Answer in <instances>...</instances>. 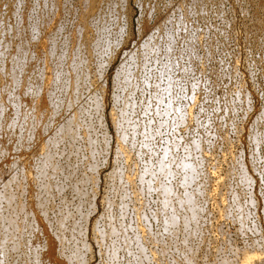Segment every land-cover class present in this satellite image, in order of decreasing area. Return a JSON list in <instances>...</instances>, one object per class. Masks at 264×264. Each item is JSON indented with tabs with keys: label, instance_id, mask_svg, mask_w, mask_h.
<instances>
[{
	"label": "rangeland",
	"instance_id": "rangeland-1",
	"mask_svg": "<svg viewBox=\"0 0 264 264\" xmlns=\"http://www.w3.org/2000/svg\"><path fill=\"white\" fill-rule=\"evenodd\" d=\"M5 1L0 0V6H2L1 7L2 9L0 8V14H2V15H4L6 13L5 10L9 6H10L9 8H13L14 6H17L16 5L17 1L20 2V0H8L9 1L8 6L5 7V3H6ZM21 1H24V3L22 2L24 4V6L22 5L23 8L22 7L19 8V12H21L20 10L22 9V12H21L22 14H19L18 18L20 19V16H21V22H23V23L20 22L21 23L20 26L14 25L16 21H14V23L13 22L12 23L14 25V28L15 27L17 28L19 26L18 27L19 31H22L21 29H23V28L27 29L28 32L25 31V34L27 33V35H29V33L32 32L30 34V36H32V37L34 36V39L37 37L36 42L38 45L35 44L34 39L32 41V37L30 38L28 36V38H29V39H27L28 42L30 40V42H32V43L34 42V43L32 45H31V43H29V49L30 50L28 49V51H27V53L29 55H27V53H25L27 56H24V58L26 57L24 60L27 63L25 64L23 60H22L23 62L20 63V66H23V65L28 66V67L23 66L24 68H27V70H25L21 67L22 70L25 71L28 75L26 73H23V71H20V72H22L20 74L21 75L20 82L24 78L27 80L28 79L27 77H30L32 82H33V80L35 81V78H36V81L41 84L40 87L42 88V86H43L42 84L44 82L42 79H41L42 82L39 79L44 78V72L45 71H47V72H45V74H47L48 77L50 76V74H53V78H54V75L58 76L60 74L59 73L60 70H62L60 77L66 76V75H64L65 73L63 72V70L67 69L66 67H67V64L69 63L67 59H69V57L71 55H74L77 51H79L76 49L77 46L75 47L76 44L73 43V41L75 40L74 39V34H75L74 30H76V26H74V24L76 22V25H79L80 19H83V15H85L84 16L85 22L88 23L89 21L87 20V17L89 15H91V12L88 13L89 10L82 6V3H81L82 0H80V3L78 2V0L77 1L76 0H60L61 5H63V9H62V6H60L59 0H41V3H40V0L39 1L38 0H21ZM42 1H44V4ZM63 1L65 3H63ZM53 2H55V3L59 2L57 5L58 6L57 10L56 11L54 10L56 13L53 11L54 15L56 14V17H58L57 19L55 18V16H54L55 19L53 18V14L49 15V14H47L48 12H46L47 9H49V7H51ZM12 4H13V6H12ZM26 4L28 5V7L26 6ZM105 4L106 5L108 4V5L106 6ZM42 5H43V7H42ZM29 6L33 11L32 12L29 11V13H28V10L30 9ZM59 8H61V9H59ZM82 8H83V10H81ZM96 9H97V12H96L97 14L95 15L94 11ZM102 9L104 10V12ZM94 11L92 12V13H94V14H92L93 16L91 15V17L90 16L88 17V19L91 21L88 23L89 26H90V23H92L93 26H92V24L90 27L87 26L88 29L91 28L92 30L89 29L90 31H88V29H87V32L85 31L86 32L85 35L87 36V35L91 34L90 37H94L93 40L97 39V40H99V42H101L100 45L103 44L101 47L105 48V46H108V44H109L111 49H112V51L110 49L108 50V51H110L109 54L107 52V47L104 50L102 49L103 52H107V53H104V55H103V52L100 51L102 58L100 57L101 58L100 59L98 57L100 60L97 58V60L100 61L99 64L101 63L100 65L107 64V65H102V68L100 69L101 75L97 72L100 75L101 80H100V77L97 76L98 74H95L96 72L95 73L93 72L92 75L90 74L88 81H84L86 83L85 84L86 86H84L83 85L84 83H83L82 84L83 87L82 86L80 87L81 91H80V89H78V92L79 91L80 92L77 94H80L79 95L80 97L79 96L77 97L78 100L76 99V101H75L76 103L74 104V106H73L72 102H70V104L68 103L70 99L66 100L67 96L69 97L67 92H64L62 89L60 91L57 87H56V89H57L56 92H54V91L52 92L51 90L52 89L55 90L54 89L55 87L52 88L53 86L51 84L50 85L52 87H50V85H48L46 87L48 90L50 88H52L51 90H49V93H52V95H51L52 98L49 99V97H47L45 102L47 103V101L49 99V101H51L49 103L52 105V101H53V104L55 105V106L52 105L53 107L49 106L50 107L49 108L48 107L49 103L47 105L45 103V105H44L45 107H43V110H46V109L48 110L47 122L50 121L54 117L55 121L53 120V122H51V123L52 124L55 123L54 124L55 128H56V126L59 128L58 124L61 125V127H62L63 124L66 123V122H62L63 119L66 120L65 118H67L70 115V113L71 114L73 113V114H72V117L70 115V117L67 118L68 120H69V118H73L74 120L77 119L80 122H82L81 120L84 121L82 124L83 126L82 125L80 126L81 123L79 124L77 120H76L77 122L75 121L76 124L78 123L77 126H79L78 127L79 129L77 128L78 137L81 136V138H79L80 139L79 141H77L78 139H75V142L74 141L71 142V146H70L69 139L63 138V136L61 135L62 133L60 134V133H57L56 131L55 132L53 131L54 126L52 124L50 125L49 124L50 122L49 123L45 122V124L46 123L47 124H46V126L45 125L43 126V128L44 127L46 128L45 130L47 132H45L43 128L41 129L42 131L40 133V139L43 137L42 139L45 140V137L47 136L46 141H49V143H50L51 139H55V138H56L55 141H57V140L59 142L61 141L60 142L61 144L59 143L60 145L57 142L55 143V145L57 144L59 147H57V145H56L57 148L55 147L56 149L54 151V153L55 152L56 153L55 154L52 153V156H53L52 157V163L53 164L55 163V165L57 166L58 169L55 168L56 169L55 170L54 165H53L52 167H50V166L49 167H50V169L52 168V170H54V172L50 171L49 167H48V172H46V179H48V176H50V178L53 177L52 180L49 178L48 181H50V180H51L50 182L58 181L60 187L63 188L61 193L58 194V192H56L54 195H52V197H49L48 201L46 203L47 207L45 208V210L47 209V211L45 212L46 213L45 219L47 217H49V219L47 218V222L49 223L52 221L51 223H49V224H51V230H50V227L48 229L50 231V233L51 234L54 232L58 233V231H57L58 225H60V224H57V223H62L64 225V228L66 229L65 230L63 228V231L65 230L63 232V236L65 237V239H69L70 234L67 230L72 229V225L74 227L76 226V228L78 227L79 230H80V228H82L81 231L83 234L81 236H83L86 233L83 237H84L85 242L87 243L86 244L87 248L85 246L82 248V246L85 244V242L82 244V246L79 244L80 240H82L83 237H81V236L79 237L78 235L75 236V240L78 241L77 243L74 240V236L72 237L71 235H70L71 239H69V241L66 240L72 246L69 243H67L66 241H64L65 240L64 238H63V243L66 242V244L63 245L62 242L59 244H62V247H64V248L67 244L71 246V247L68 246L67 249L63 248L64 249L63 252L65 251V252L69 253V251L72 250L73 246H74L73 247L74 251L77 249L76 251L80 252L79 250H81L80 254H82V257L85 259L84 260L85 263H83V264H109L110 262H112V264H114V263H116V264H119V263L120 264L121 263L127 264V262H129L128 264H131V263L134 264L136 262L139 264H146L145 261H147V257H146V255H143L144 253L147 254V256H149V257L153 256V258L156 260V262H155V260L153 262V259L152 258L149 259V257H148L149 260L147 261V264H152V262H153V264H161L160 263L161 261H163L165 264H166V262H168L167 264H170V262L172 264H175V262H174L175 260H176V262H178L176 264H185L187 261L186 262H184V261L188 260L189 258L190 259L188 261L191 264H224L226 259H228V260H226V262H228V263L232 262L230 264H234L235 258H236V260H238V261H236V263L237 262L238 263L243 262V261H241L242 260L241 259L242 254H239V252H237V251H240V253H242L244 251H245V253L246 252L251 253V252H253L254 249H257V251L254 250L257 253H259V251H260V253L258 255L260 257L264 252V251H262V250H264V0H108V1L98 0V3H96V5H95ZM26 12H27V15L25 14ZM43 13L46 16V18L50 17V19L47 18L48 21L47 20L45 21L46 18H45V16L43 17ZM58 13H59V16H58ZM98 13H100L101 16ZM101 13H103V14H101ZM29 14H30L31 18L29 16ZM5 15H7V13ZM26 16L29 17L28 20H26L27 19ZM24 17H26V19ZM41 17H43L42 18L43 20L41 19ZM77 17H79V19ZM101 17H102V19H100ZM9 18L10 17L8 16V19ZM52 18H53V20H52ZM14 19L12 17L11 21H13ZM40 19L42 21H40ZM94 19L97 21H95ZM104 19H106L107 21ZM25 20L27 21V23H25ZM93 21H95V23L97 25ZM45 22H47V23L50 22V23H48L49 27H48L47 23L45 24L47 26L46 27L44 26ZM55 22L56 23L58 22L57 23L58 26H56V27H55V25H56ZM77 22H79V24ZM39 23H42L43 25L39 24ZM35 24H37V27ZM61 24H62L63 28H62ZM25 26L27 28H25ZM40 26H42V28ZM28 27L30 29L32 27V30H34V31L30 30ZM44 27L48 30H45ZM57 27L59 28V30ZM73 27H74V29H73ZM100 27H101V29H100ZM1 29H0V33L2 32ZM18 29H16V30H18ZM55 29H57V32H58V33L55 32V35H57L56 37L53 33V31ZM60 29H63L62 31H64V33L61 31L60 35H59ZM68 30L69 31L71 30V32L67 33V32H69ZM96 30H98V33L100 32V34H101V35L99 34L100 36L98 35L100 37L99 39L97 37L95 38V36H97ZM38 31H39V33H37L38 36L35 37V32H38ZM44 31H47V32L42 34V32H44ZM16 32L17 31H15V29H14V31H12L11 34H13V36H14L15 35L14 33H16ZM89 32H90V34H89ZM93 32H94V34H93ZM40 34H42L43 36ZM66 34L67 35L71 34V35H69V38H68V36H66ZM53 35H54V39H55L54 41L57 42L58 47L56 45V42L54 43L53 40H52L53 42L52 41L51 42H52V44L56 45V47H57L56 51H58V54L56 51H54L56 54L54 53L52 55L54 56L55 59L59 55L60 56L63 55V57L67 58V59L64 58L65 61L62 58L60 60H58L60 57L56 59L57 62L59 61L58 62L59 65L62 64L61 66H59V68H56V66H58V64L56 65V61L53 58V56H51L53 60L48 59V57L46 59V56H45L46 54H48L47 53L48 51H46V50H49L52 48L50 40H48V37L50 39V36L53 37ZM102 35H104V38L101 37ZM16 36H14V37H16ZM46 36H47V38H46ZM39 37L40 38L43 37L46 40H44L42 38L41 39L42 41H41L39 39ZM63 37L67 38V40L64 39V41L65 40L67 41V42L65 41L66 44H64L65 42L62 41ZM105 38L109 41V43ZM13 39L15 41L13 44L14 48H13V46L11 48H9V50L11 49L12 51L11 50L8 51V53H7L8 55L6 57L7 59L5 58L7 61H5V59H4L5 64H3L4 67L6 66L5 68H7V70H8V66H9V61L13 59V58L10 59L8 57H11L13 55L12 53H14L13 52L14 50L16 51L15 44H19V39H16V38H13ZM37 39H39V40H37ZM68 39H70L69 43H68ZM100 39H101V41H100ZM17 40H18V42H17ZM60 41H62L63 43H61ZM146 41H148V42H146ZM58 42L61 43L62 45L59 44ZM91 42H92V40H91ZM151 42L154 43L153 47L151 46L152 45ZM155 42L157 44H155ZM40 43H41V45H40ZM47 43L49 46H47ZM110 43H112V44H110ZM113 43H115V44H113ZM63 44L65 46L67 45V47H68L67 50ZM68 44L71 46L73 45L72 47H74V48L70 47ZM39 45H40V47H39ZM112 45H113V48H112ZM50 46H51V48H47ZM147 46H148V48H147ZM168 46L170 47V49H168L169 48ZM63 47L65 49H63ZM142 47H144V48H142ZM155 47H157V48H155ZM171 47H172V51H171ZM61 48L63 50H65L64 52H66V53L62 54ZM69 49H70V51L73 50V54H71ZM74 49H75V51H74ZM90 49H88V47H87V51L84 50L83 53H84L85 57L87 56L88 64H86V62H85V64L88 67L90 66L89 67L90 69H93L92 68V67H94V65H93L94 60L93 59H95L97 56L95 55L96 52H94L95 53L94 54L93 51H92V53L95 56L93 54H90L89 53L91 51ZM147 50H149V51H147ZM150 50H152V51H150ZM167 50H169L170 51L169 54H171V55H168V53H167L168 58H166V51ZM31 51L33 52L34 56L30 55V54H32V53H29ZM67 51H68V53H67ZM40 52L43 54L45 52L46 53L44 54V56H42L43 54L40 55ZM131 52H132V54H131ZM86 53H87V55H86ZM100 53H97V55L100 56ZM141 53H143V54H141ZM155 53H157V54H155ZM10 54H11V56H10ZM88 54H90V55H88ZM36 55H38V56H36ZM65 55L68 57H66ZM143 55H145V56H143ZM30 56H31V58H30ZM89 56H91V58ZM43 57H44V60H43ZM51 57H49V58H51ZM29 58H30V60H29ZM33 58H35V59H33ZM36 58H37V60H36ZM40 58H41V61H38V60H40ZM8 59H9V61H8ZM45 59L48 61L50 60L49 61L50 63L48 61L45 62ZM34 60H35V62L36 61H38L39 63L42 62V64H39V63L36 64L34 62ZM53 61H55V63ZM171 61L173 62V64L172 63L170 64ZM61 62H64V63H61ZM65 62L66 63L68 62V63L66 64ZM96 62L97 61L95 60L94 63H96ZM134 63L137 64V66L134 65ZM34 64H36V67ZM51 64L52 65L54 64L55 66H52ZM64 64L66 65V67L64 66ZM85 64H81L80 68L83 67L86 70L88 67L85 66ZM167 64H169L171 66L170 69L168 68L170 66ZM37 65H39V67ZM29 66L31 68L33 67L34 71L31 70V68L29 69ZM50 66H51V69L48 70V68H50ZM160 66H161V68H160ZM164 66H168V67H164ZM41 67H43L42 70H44L43 76H42V74L39 73ZM52 67L55 69L56 72L53 71L54 69ZM60 67H63V68H60ZM123 67H124V69H123ZM135 67H137V68L135 69ZM163 68H165V69H163ZM28 69H29V71H28ZM58 69H60V70H58ZM103 69H104V71H103ZM162 69H163V71L165 70L164 73L162 72ZM36 70H37V73L40 74L39 78L36 77V76H38V74L35 75ZM136 70H138V71H136ZM158 70H159V72H158ZM123 71H124V73L128 72L127 74L132 72V74L131 73L129 74L130 75L129 78H131L130 80H133L134 84L132 83V81L130 82L132 87H131V85H129L130 86L129 90H128L127 84L125 83L123 85V83L121 81L122 77H120V72H122L121 75L123 76V74H124ZM49 72H51V73H49ZM30 73H32V76ZM135 73H137V74H135ZM159 73L161 75H159ZM29 74H30V76H29ZM94 74H95V76H94ZM158 75L160 76V78ZM40 76H42V77H40ZM31 77H33L34 79H32ZM113 77H115V78L120 77L121 78V79L119 78L120 80L118 78H116L119 81L117 84H119L121 82L119 84V86L118 85H116V87L114 86L116 84L117 80ZM49 78H52V75ZM64 78L65 77H63V78L61 77V80L64 81ZM90 78H92V79L90 80ZM165 79L167 80V82H169V79H170L171 82H169L167 84ZM95 80H96V82H94ZM24 81L25 80H23V83H25ZM28 81H30V80L28 79ZM148 82H149V84H148ZM87 83L90 85V87ZM152 84H154V85H152ZM157 84H158V86H157ZM166 84L169 87L167 86L165 88ZM94 85H96V86H94ZM101 85H103L104 88L101 87ZM133 86H134V88H133ZM87 87H89V88L87 89ZM92 87L95 89H93ZM156 87H157V89H156ZM59 88H61V87H59ZM121 88H122V90H121ZM123 88H125V89L123 90ZM159 88H160V90H159ZM167 88H169L168 89L169 93L163 92L164 91L163 89L167 90ZM156 90H158L159 93L161 91V94H158V92ZM40 91H39V95H37L38 98H45V97H42L43 93H42V91L41 92ZM57 91H58V93H57ZM155 91H156V94H155ZM3 92H5V91H3ZM81 92H82V96H84L85 98L84 97L81 98ZM94 92L96 95L93 94ZM99 92H101V93H99ZM127 92H131V93L127 94ZM53 93H54V95H53ZM60 93H61V95H59ZM91 93L94 96H91L92 95ZM151 93H152V95H151ZM153 93H154V96H153ZM55 94L57 95V97L59 96L58 100L60 99L61 103L59 101L57 102L56 99H55L56 101L53 99V98H56ZM126 94H127V96H126ZM2 95H4V94L2 93ZM102 95H103V97H102ZM95 96L97 98L101 97L100 99L98 98V101L100 100V103L97 102L98 105L101 104V106H97L98 110L95 113L96 116L93 115L95 111H93V109H92L89 112L91 114V117H90L89 113L85 112V113L89 114V116H88L87 114L81 112L78 109V107H80L83 104V102L88 103V104H85V108H86V105L90 106L91 101L94 103L95 99H93L92 97H95ZM115 96H116V98H115ZM130 96H131L132 100L130 99ZM158 96L160 97L161 102H159L160 99ZM14 97L15 96H13V95H12V97H10V100H12V98H13V100H12L13 102L16 101ZM155 97H157L156 98L157 101L159 99L158 102H156L154 100ZM79 98L82 99L81 100L82 103H81ZM152 98H154V99H152ZM89 99H90V101H89ZM35 100H37V99H35ZM65 100L68 102H66ZM79 101L81 104L79 103ZM127 102H129V106L127 105L128 106L127 107L125 105L127 107L126 110H127L128 114L130 113L129 115L131 117V119H130V117L128 115V121H129L128 126L129 127L131 126L130 128L133 129L131 131V129L130 128L128 129V127H127L125 130V134H127V135L124 134L125 136H127L125 138V140L127 139L126 142H128L129 145L125 141L124 142L122 141L120 143V141H118L116 139V138H118V136L115 135L116 132H115V130H113L114 129L113 125H112L113 123L111 122L110 116H109L113 110L115 111L113 113H116V114H118L119 111L121 112L125 108V106L122 104L123 103L128 104ZM131 102H132V104H131ZM151 102H152V104H151ZM168 102H171L170 105H173V107L171 106L172 108L175 107L173 109V111L176 110V108H177V110L175 111L176 114H175V112L173 114V111H171L172 108L169 109L167 107V106H170V105H168ZM59 103H60V105L62 104L61 107L63 109H64L66 103H68L71 107L68 106V108H67L68 110L65 109L63 111V109L59 107L60 106ZM89 103H90V105H89ZM76 104L77 105L80 104V106L77 107ZM120 104L122 105V107L123 106L124 107L122 108ZM56 105L58 106L57 108L59 109L58 110L56 108L57 109L56 110L57 116H53L52 118H49V112L51 115V113H52L51 111L54 109V107H56ZM143 105H145V106H143ZM66 106H67V104H66ZM82 106H84V104ZM146 106L148 107L149 110L147 109ZM99 107H101L102 111L99 109ZM102 107H103V109H102ZM115 107H117V108H115ZM152 107H154V110H156V111H153ZM166 107L168 108L169 112L166 109ZM49 109H51V110L49 111ZM60 109H62V110H60ZM70 109H72L71 112H70ZM131 109L133 111H131ZM164 109L167 110L165 113L166 114L169 113V115L164 116V114H163ZM75 110H76V112L78 111L77 115H75L76 114ZM185 110H186V114L191 113V114H187L190 117L187 116L185 113L183 114V112H185ZM179 111H180V113H179ZM187 111H189V112H187ZM11 112L12 111H10V109L5 110V113L3 115V121H4L3 125L5 123V126H4V129H1L2 132H4V131L5 132L3 134H2V132H0L1 136L3 135L5 138L4 139L2 136L0 139L1 140L0 149L2 152L4 150L3 154H1L2 152L0 151V160H1L0 163L4 162V166L2 164H0V177L2 176V178L0 179V184H1V181H3V182L5 181L4 183L2 182V184H4V185L9 183L8 184L9 187L6 188L8 185H5L4 188L5 189L11 188V190L9 189V191H11V192L15 191L16 189L14 190V187H16L17 184H19V185H17L18 191H16V193H17L16 197H17L18 202L22 203L23 200L27 201L26 198H28V200H29V197L25 196V199L21 198L20 194L23 193L22 197H24L23 195H25V194L23 191H21V190H23V188L21 190H20V188H21V185H22V187H24L25 184L22 183V181H21V177H20L21 175L17 174V173H19L21 171V169H22L21 166L24 163L27 164V166L29 165V163H30L29 159L31 158V155L34 154L33 152L35 151L36 147L34 144V140L32 141L29 138H27V139H29V141H31L29 144H31V143L32 144L30 146H27V145H29V144H27L26 146L28 148L25 145H23V147L21 146L23 141H25V140H24V138H22L23 136L21 137L19 134L25 135V129L23 130L24 127L22 124H21L22 125V127H21V125L19 123L20 119L16 118V120L18 119L19 122L18 121L15 122L14 117L13 118L9 117ZM64 112L66 113V115ZM79 112L81 114H79ZM154 112H155V114H154ZM58 113H60V114H58ZM159 113L162 115H159ZM7 114H8V116H7ZM100 114H101V117H103V118H102V120H101V118L99 119L101 122L99 121V123H97L98 124V126H97L96 120L98 118V115H100ZM81 115H83V116H81ZM12 116H13V113H12ZM78 116L80 117L79 118L80 120L78 119ZM7 117L9 119H7ZM82 117H85V118L81 119ZM87 117H90L88 119H91L88 122H87V120H88ZM176 117H178V118L176 119ZM179 117L184 118L183 119L184 121L181 119L184 123L179 121L180 120ZM4 118H5V120H4ZM10 119H12L13 121ZM7 121H8V123H6ZM9 121H10V123H9ZM27 121L28 120H26L25 122H27ZM90 121L92 122L93 125L96 124V126H92L90 124L91 123ZM146 122H147V125H146ZM15 123L17 125H20V126H18L19 128L21 127L19 130L20 131L22 130L24 132L21 131L22 133H20V131H19V133H17L18 127H17V125H15ZM60 123H62V124H60ZM88 123L90 126H92V128L94 127L93 132L95 135L93 134L92 130H88V129H90L88 127ZM7 124L8 125L14 124L15 127H17V128H15V127L12 128L11 126H9L8 130H6V127L8 126ZM48 124H49V126H48ZM101 124L104 126H101ZM160 124H161V126H160ZM84 125L87 126V127L85 126V129L83 128ZM100 126H101V128H99ZM81 127L84 130H82ZM104 127H105L106 132L104 131ZM10 128L14 129V131L13 130L11 131ZM79 130H80V132H79ZM50 131L57 133L58 135L55 134V136H54L55 138L54 137L52 138L51 135H53V134L50 133ZM84 131L86 132V135H88V136L85 137ZM88 132H89V134H88ZM135 132H137V133H135ZM81 133H82V135H81ZM45 134H47V135H45ZM83 134H84V136H83ZM131 134L135 135L134 137L131 138L132 140L134 139L132 141L134 143V145L130 139V137L132 136ZM41 135H42V137H41ZM56 135L60 138L56 137ZM150 135H151V139H150ZM19 136L23 139V141H22V139L20 141V139L18 138ZM48 136L49 137L51 136V137L49 138ZM104 136H105V138H104ZM102 138L105 141H106V139H108L107 140L108 142L106 141L104 143V144L107 143V147L105 145L106 149L102 148V146H104L103 145L104 141L101 142ZM16 139H17V141H16ZM81 139H83V140H81ZM9 140L11 141V144L9 143L10 142ZM44 140H43L44 150L45 149L48 150L49 143H47V145H46ZM62 140L65 142L63 143ZM66 140L69 144L66 142ZM89 140H92L95 143L98 142V145H97V143H96V145H94L95 143L93 144L96 147L91 146V150L93 147H94V149L95 148L97 149L96 150L97 152L95 151L93 154L94 156H90L91 150H90V153L88 154V152H89L88 150L90 149V147H88L87 143H89L88 142ZM146 140L148 141V143ZM17 142L19 143V148L21 146V148L19 150H17L18 149ZM117 142H119L122 145L124 143V145L121 146V148L122 149L124 148L123 149L124 150L123 152L125 153L124 156L127 154L125 157L123 156V154H121L119 156L117 150L115 149L116 148L115 146H117ZM130 142L132 143V145L130 144ZM72 143H73V146H72ZM144 143H147V144L144 145ZM3 144H6V145H3ZM12 144H13V146L15 145L14 147H16V148H12L13 147ZM66 145H68V147H72V148L70 149ZM83 145H84V147H83ZM24 146L26 147V150L28 149L27 151L32 150L33 152L28 153L25 150ZM45 146H47V148ZM132 146H135V147L133 148ZM60 147H63V148H60ZM128 147L129 148L132 147V150H131V148L129 149ZM187 147H189V148H187ZM78 148H80V150L77 151ZM100 148H102V149H100ZM153 148H154V150H153ZM10 149H11V153H10ZM14 149H16V150H14ZM74 149H76V150H74ZM125 149H126V151H125ZM167 149H168V151H166ZM6 150H8V153ZM13 150H14V152L12 153ZM56 150L58 151V154H57ZM68 150H70V151H68ZM115 150H116L117 155L119 157L115 155L116 154V152H114ZM130 150H131V153H129ZM199 150H200V152H199ZM16 151L19 153H17ZM23 151H25V152H23ZM60 151L62 153H60ZM92 151H94V150H92ZM138 151H140V152L138 153ZM102 152H104V153H102ZM92 153H91V155H92ZM12 154H13V157H12ZM14 154H20V155L16 156ZM29 154H30V156H29ZM56 154H57V156H56ZM164 154L166 157H163ZM167 154H170V155H167ZM5 155H6V157L8 155V157L7 158L4 157ZM65 155H66V157H64ZM128 155L131 158H129V157L127 158ZM75 156H77V157H75ZM230 156H231V158H230ZM10 157H11V159H13V158L14 159L10 160ZM16 158H18V159H16ZM26 158L28 161L26 160ZM54 158H55V160L57 159L56 160L57 163L54 160ZM115 158H117V159H115ZM119 158H120V160H119ZM124 158L125 159L127 158V160H126L127 162L125 160H123ZM20 159H22V161ZM15 160H17V162H18L17 168L15 167V164H17V162ZM113 160H115V161H113ZM161 160H162L163 164L165 165V167H166V165L168 166L167 169L168 170L170 169L169 172L173 171V172H171L173 174H170V175L168 174L167 176H165V174L163 175V173L160 171L161 170L160 166H158V169H157V165H159ZM157 161L158 162L160 161V162L157 163ZM11 162H12V164H10ZM27 162H29V163H27ZM162 162L160 163V165L162 164ZM187 163H188V165H187ZM199 163H201V165H199ZM231 163L234 164L233 167H232ZM89 164L90 165L92 164L91 165L92 167ZM175 164L177 165V167ZM196 164L198 165V167H196L197 166ZM230 164H231V167H230ZM236 164H237V166H236ZM238 164H240V165H238ZM73 165H75V166H73ZM134 165H135V167H134ZM178 165H180V166H178ZM189 165H190L191 169L194 170L195 174L197 172L196 180L195 181L193 180L194 182L188 181V183L183 184L182 178H184L183 176H184L185 170L189 167ZM193 165H195V168H192V167H194ZM12 166H13V172L15 170L13 175L11 174L12 170L10 171ZM63 166H64V168H63ZM93 166H95V167L93 168ZM185 166H187V168H185ZM7 167H9L10 169ZM14 167L16 169H14ZM66 167H68V168H66ZM124 167L126 168V170H129L130 172L131 171L132 172L130 173L129 171H126ZM147 167H149L148 170H147ZM183 167H184V169H183ZM239 167H241V168H239ZM89 168L91 169V171ZM229 168H230V172L228 170ZM72 169L75 171H73ZM88 169H89V171H88ZM92 169L93 170L95 169L94 172L96 171L97 173L95 172V174H93L94 172H92L93 171ZM199 169H200V171H199ZM232 169H233V171H231ZM57 170H58V172H57ZM71 170H72V175H70ZM118 170H120L119 173H117L116 177H114L115 173L118 172ZM175 170H176V172H174ZM178 170L181 172H179ZM155 171H157V172L155 173ZM1 172H2V174H1ZM120 172H123L124 175H123V173H120ZM149 172L153 176H151V175L149 176ZM182 172H183V175L181 174ZM245 172L249 177L245 174ZM49 173H51V175ZM52 173L53 174L57 173V177H56V175L54 177V175H52ZM133 173H134V175H131L130 178L127 179V176L129 177V174H133ZM135 173H137V175ZM159 173H161L162 175ZM243 173H244V177H243ZM14 174L16 175V179H17L18 183H16L17 182V181H15L16 179L12 180V181H15L16 184L10 182L12 177H14ZM89 174H91V175H89ZM110 174H112L113 176H111ZM241 174H242V177H240ZM8 176L9 177L12 176V177L8 178ZM31 176L33 179L35 178V177H33V174H31ZM69 176H70V178H69ZM82 176H85L86 180L90 176L92 182L89 179L88 181H90V183L85 182L81 185L79 182H80L81 178H84ZM94 176H96V177H94ZM109 176H111V177H109ZM121 176L122 177L125 176L126 178H124V177H123V179L121 178L122 182L119 183L120 182L119 180H121V179H118V177L120 178ZM137 176H141L139 178L140 180L137 178ZM156 176L158 177V179L160 178L159 179L160 183L163 184V182H165L164 187L166 189L167 188H168V190L171 189L170 190L171 194L169 191V197H170V199H172L170 203H169L170 199L168 198V196H165V194L163 192H160V193L159 192H153V191H157L156 189H159L161 191V188L158 187L159 181H158ZM160 176L162 178L164 177L163 180L161 179ZM218 176H219V178H218ZM106 177H107V179H106ZM152 177H154V178H152ZM167 177H168V179H167ZM197 177H199V178H197ZM55 178H57V179H55ZM92 178H95L94 181H96V179H97L98 180L97 183L93 182ZM131 178L133 180H130ZM141 178H144V180H142ZM148 178H149V180H148ZM155 178L157 179V181H155ZM227 178H229V179H227ZM117 179H118V181H117ZM165 179L168 181H165ZM241 179L243 182L240 181ZM244 179H247L246 182L244 181ZM34 180L37 182L36 179H34ZM72 181L75 183H73ZM127 181H131V184L133 183L134 186L133 185L130 186L129 185L130 182L128 183ZM144 181L147 182L146 184H148V185L144 184L145 183ZM148 181H149V183H148ZM151 181H152V183H151ZM123 182H125L126 185L127 184L128 185L127 186L124 185ZM38 183L40 184L41 182H38ZM42 183L40 185H42ZM92 183L93 184L95 183L94 184L95 186L89 185ZM139 183H142L143 187L140 186L141 184L139 185ZM154 183H156V184H154ZM74 184L77 185L76 191H78V189L81 188L80 189L81 192L80 191H78V192H80V193L83 192L82 195L85 193L84 194L85 196L81 195V197H80V195H78V193L75 190L73 192V188H71V187H73ZM152 184L156 185V186L158 185L156 187V189H154L155 187ZM189 184H190V186H189ZM217 184H219V185H217ZM4 185H2V186H4ZM136 186H140V187H136ZM149 186H150V189L145 190L146 187L148 188ZM216 186H217V188H216ZM133 187H134L135 191L133 190ZM141 187L143 190L141 189ZM152 187H153V189H152ZM0 188H1V185H0ZM93 188H95V189H93ZM42 189L43 188H40L39 191L37 192L40 194V196H43L41 193L44 192L43 191L44 189L43 190ZM215 189H216V192H215ZM137 190L138 191L141 190L139 194H138ZM191 190H193V191H191ZM188 191L190 193V194H188L189 195V202L186 201V199L181 202V200H183L186 197L188 200V196L185 195ZM1 192H4L3 188H1L0 193ZM90 192H92V193H90ZM132 192L134 193V196H136V198L131 194ZM135 192H137L138 198H137V195ZM192 192H193V194H192ZM76 193H77V196L75 195ZM230 193H231V195H230ZM234 193H235V195H234ZM222 194L224 197L222 196ZM56 195H59V196H56ZM158 195H160V196H158ZM178 195H179V197H178ZM190 195L192 197V200L190 199ZM86 196H87V199H86ZM139 196H140V198H139ZM161 196H162V198L164 196L163 200L162 199L160 200ZM182 196H184V198ZM166 197L169 200V201L167 200L168 203L164 202V201H166V200H164ZM219 197L221 198V200H219ZM51 198L53 200V204L52 203L50 204ZM64 198H65V200H64ZM213 198L215 199V202H214ZM31 199L33 200V198H31ZM223 199L225 200L226 204H225ZM92 200H93V202H92ZM175 200L176 201L180 200L179 202L182 205L179 204V202L177 203ZM237 200H238V203H237ZM107 201L109 202L108 204H107ZM185 201H186V203L188 202V204L190 203V201H192V203L194 204V208L196 209L195 206H197L198 208L200 207V211L198 209L197 210L194 209V211H193L191 203L189 205L185 204L186 205V207H185V205H184ZM220 201H221V204L224 206H222L219 203ZM232 201H233V203H232ZM91 202L93 203V205ZM161 202L165 203V204L163 203L165 205V207L168 204L166 207V210H165V212L167 213L166 214L167 218H170L172 216L171 212L172 213L175 212V215L178 214L176 216V218H178V220L177 219L176 220L179 222H176L177 224L175 223L173 225V227L170 226L169 227L170 230H168L169 228L167 227V224H166L168 221L166 223L163 222V220L164 219L167 220V218L165 217V213L162 210V209H164V207L162 206L163 204L161 205ZM1 203L4 205V202L1 200L0 207L2 205ZM76 203H77V205H76ZM111 203L113 205H111ZM120 203H122V205ZM195 203H196V205H195ZM236 203H237V205H236ZM78 204L79 205L81 204V205L78 206ZM178 204L181 208L178 207ZM231 204H232V206H231ZM239 204L240 205L245 204V205L242 206L243 207L242 208ZM56 205L58 207H61V205H62L63 207L58 208V207H56ZM64 205L67 206V208H66L67 212L66 213H67L68 218L66 216V219H65L66 213L63 212V209L66 207ZM48 206L50 208L53 206V210L51 208L53 213L50 212L51 210ZM82 206H83V208H82ZM116 206H118L119 208ZM238 206H240V207H238ZM173 207H174V209H173ZM175 207H176V209H175ZM189 207L192 209H189ZM244 207H245V209H244ZM142 208H144V209H142ZM201 208H202V210L203 209L204 210L202 211ZM239 208L242 209V211H240ZM48 209H49V211H48ZM136 209L138 210V212H135V211H137ZM227 209H228V213H227ZM58 210L60 213L62 212L61 213L62 215L60 213L58 214ZM76 210H78V211L80 210L79 211L80 214L78 211H77L78 212V214H77ZM108 210H110V212H108ZM188 210L193 211V212H191L192 213L191 215L194 214L192 217L190 216V213ZM243 210H245L247 213ZM68 211H70V216L68 215ZM90 211H91V213H90ZM120 211H122L123 213ZM198 211H199V215H198ZM240 212H242V214L244 213V216L242 214H240ZM64 213H65V215H64ZM163 213H164V215H163ZM168 213L171 215L170 217H169ZM226 213L228 214L227 216H225ZM72 214H73V216H72ZM84 214L85 215L88 214L87 215L88 218H86V216H84ZM134 214H135V216L137 215L136 216L137 218L136 217L134 218ZM195 214H196V216H195ZM80 215L81 216L83 215L85 217V219H81ZM139 215L141 216L142 220H141ZM152 215H153V217H152ZM183 215L186 218L183 217ZM222 215H224V216H222ZM241 215H242V219H240ZM60 216L62 218H59ZM71 216L73 217V219L72 218L69 219V217H71ZM83 216H82V218H83ZM194 216H195V218H194ZM54 217H56V219H54ZM187 217L189 219L193 218L192 220L193 221L195 220L193 222L195 225H193V223L190 222L191 219L187 220ZM232 217H233V219H231ZM42 218L43 217H41V219ZM112 218L114 219L115 222H113ZM144 218H146V219H144ZM183 218H185V220H183ZM237 218H239V219H237ZM63 219H65L67 222L65 220L63 221ZM86 219H87V221H85V223H86L85 224L84 220H86ZM108 219L109 220L112 219L111 220L112 224H111V222L109 223ZM56 220H58V222ZM96 220H98L97 223L99 225H96L97 224ZM72 221H73V224H72ZM80 221H82L83 225ZM121 221H122V223H121ZM188 221H189V223H188ZM196 221H197V224H196ZM69 222L71 223V225ZM76 222H78V226H77ZM140 222H141V225H140ZM184 222H186L187 224ZM55 223L57 225L56 227H54ZM66 223H69V224H66ZM107 223L110 224L111 226L108 225ZM116 223H117V225H116ZM118 223L120 224L121 228L119 227L120 230H119V228H117V231H116L115 230L116 228L114 229L113 226L118 227L119 226ZM179 223H180V225H179ZM183 223H184V225H183ZM43 224L46 225L47 223L43 221ZM128 224H129V226H127ZM164 224L166 225V227H164ZM185 224L188 225L189 229L187 226H185ZM79 225H81V226H79ZM138 225H140V228L144 229L143 231H145V232H142V235L143 236L146 235L145 240L148 242H146L145 240H142L141 238H143V236H141L140 232H138V235L140 234L139 238L141 239V241H138V245L139 244L141 245L143 243L145 245L144 246L145 248H143V244H142V246L139 245L140 248L142 247L141 248L142 250H141L137 246L136 239H135V242L129 241L131 246L129 245V242H128L129 248H127L126 247L127 243H125V241L130 240V239L134 240V238H136V235H137L135 233H137V231H139V230L142 231V229H140ZM4 226H6V224ZM4 226H3V230H1L2 228L0 227L1 228L0 233H1V231H2V233H5V232H3V231H5ZM82 226L85 227V229ZM99 226H100L99 229H101V230L98 229ZM195 226H196V228H195ZM102 227H104V228H102ZM107 227L110 228L109 230H112L111 229V227H112L113 228L112 232L116 231L117 233L115 232L114 233L115 235L112 234L113 237H112V235L110 237V234H109L108 236L110 238L108 236H106L108 239L104 238L103 244H102L101 243L102 240L101 241L99 240V237H100L99 232L108 229ZM122 227L124 229H122ZM129 227H130V229L127 231V229ZM143 227H145V228H143ZM22 228L21 229L23 230V232L20 229L21 235H23L24 232H27V231L29 232V233H26L29 235V237H28V235H23L26 237L22 236V239L25 240L26 238L27 239L30 238L29 241H32L33 239L31 240L32 236H30L31 235L30 234V232H31L30 228L28 229L27 226H24ZM24 228H26V230ZM52 228H54V229H52ZM92 228H94L93 230H95V231L99 230V232L97 231L98 234L96 233L95 236H94V233H93L94 231L92 230ZM138 228H139V230H137ZM165 228H166V230H165ZM83 229L86 232L83 231ZM135 229H136V231L134 232ZM145 229L148 230L149 232H147ZM216 229H217V231H216ZM48 230H46L47 233H45V234H46V237L48 236L47 239L49 240L50 245L53 246L50 248L54 249L56 247V245L59 246V244L56 243L55 240H53V238L55 236H52V235H55V233L52 235L48 234V232H49ZM53 230H54V232H53ZM109 230H107L105 232L106 233L111 232ZM124 230H126V231H124ZM118 231H120V233ZM188 231L189 232L191 231L192 233L191 232L189 233ZM121 232L122 233L124 232V233L122 234ZM125 232H126V234H125ZM195 232H197V233H195ZM143 233H146V234L144 235ZM148 233L150 236H152V238L153 237L154 238L150 239V236L148 235ZM120 234H122L123 236H121ZM96 235H97V237H96ZM118 235L120 236L119 238H117ZM0 236H1V234H0ZM115 236H116V238H115ZM131 236L134 238H131ZM121 237H124L123 240L125 239L123 244H122L123 240L121 239ZM95 238H97L96 239L97 242H95ZM100 238L102 239V237H100ZM27 239H26L27 243H32V242H29ZM109 239L115 240L114 242H116L115 243L116 248H120L117 245L118 243H119V246H121L120 249H123L124 247H126V248H124V250L128 249L127 252L126 251L121 252L123 250H120V249L117 251L116 248L114 247V244H112L113 240L111 241ZM43 240H45V242H46V239H43ZM43 240H42V238L40 239L41 242ZM149 240H151V241H149ZM54 242L56 243L55 246H54V244H55ZM8 243H9V245H7L6 242L4 244V246H6V248L9 250V251L7 250V253L5 252V254H4V251L6 250V248H3L4 246H1V248H3L4 250L0 249V253L3 251V253H1L0 255L4 254L7 258L5 260V257L3 259V257L0 256L1 257L0 260L3 261V262H0V264H4V263L8 264L9 262H10V264H13V263L22 264V259H23L24 264H31L35 261V259H33L34 260L33 261L32 258H36L37 254H35V257H34V256H32V254L34 252L31 253L29 250L35 251L36 246L30 245L28 247L24 244L20 248H22L23 250L26 249L25 252H23V250L20 251L21 249L19 248V251L15 253L14 251L11 252L10 240H8ZM100 244H102V245L100 246ZM104 245L105 246L108 245L110 247V249L108 246L105 248ZM122 245H123V248H122ZM24 246L26 247L25 249L23 248ZM75 246H77V247L81 246L80 248H82V249L77 248V247L75 248ZM8 247H10V248H8ZM111 247L115 248V250L112 249ZM137 247L142 252L138 253ZM246 247H247L248 251H246ZM188 248L190 249V251L188 252V254H186V252L188 251ZM68 249H71V250H68ZM182 249H185V250H182ZM55 250H57V248H55L54 250L51 251V253L53 252L52 255H54ZM129 250H131L130 253L137 255V257L140 259L139 260L135 259L136 258L135 255L133 256V254H129ZM143 250L144 251L147 250V251H145L143 253ZM154 250L157 252H155ZM191 250H192V252H191ZM28 251L31 253L32 258H31L30 253ZM84 251H86V253ZM111 251L114 253L116 251L115 256L114 255L112 256L113 257L112 259H114L113 261H115L114 263H113L112 259L110 258L111 254H112ZM159 251L164 252V253H162L163 254L162 259H160L161 253ZM234 251H235V255H234ZM10 252L12 254H13V252L15 253L13 256L14 257L13 263H11L13 257H10L12 255ZM72 252H73V250H72ZM190 252H191L192 257L189 256ZM255 252L252 254L255 255L256 254ZM8 253H10V255ZM19 253H23V255H24V253H28L29 255L25 254L24 256H22ZM109 253H111V254H109ZM125 253H128L129 255L128 254L126 255ZM141 253H142V255H141ZM157 253L159 254V256ZM245 253H243V254H245ZM16 254H18L17 256H19V255L20 256L17 257ZM84 254H85V257H84ZM182 254L183 255L186 254L187 258L185 256H183ZM237 255L239 256L238 259H237ZM55 256L58 257V254L55 253ZM105 256H107V257H105ZM256 256H257V254H256ZM263 256H261V257H262L263 262H264ZM61 257L63 259H65L64 256L61 255L58 258L61 261V263L62 262H63V264L66 263V260L64 261V260L60 259ZM142 257L143 258L146 257V259L144 258L143 259L144 261H143ZM157 257H158V260L156 259ZM108 258H109V261H107ZM133 258L135 261L133 260V262H132L131 259H133ZM183 258L185 260H183ZM26 259L29 260L27 263H26ZM159 260H160V262H159ZM164 260H166V261H164ZM222 260H224V262ZM6 261H7V263H6ZM190 261H192V262H190ZM163 262H162V264H163Z\"/></svg>",
	"mask_w": 264,
	"mask_h": 264
},
{
	"label": "bare ground",
	"instance_id": "bare-ground-1",
	"mask_svg": "<svg viewBox=\"0 0 264 264\" xmlns=\"http://www.w3.org/2000/svg\"><path fill=\"white\" fill-rule=\"evenodd\" d=\"M2 1H3V0H2ZM4 1H5V0H4ZM38 1H39V0H38ZM76 1H77V0H76ZM104 1H105V0H104ZM106 1H108V0H106ZM5 2H6V3H5V7H7L9 1L6 0ZM22 2L24 3V1H21V0H20V2L17 1V3H16L17 6H14L13 8H9V7H10V6H9V7H8L9 9L7 8L8 10H7V9L5 10L6 13H7V15H5L6 13H5L4 15L0 14V27L2 28V29L0 28V29L2 30V32L0 33V130H1V129H4V126H5V123H4V125H3V122H4V121H3V115H4V113H5V110H6V109H7V110L10 109V111H12V112L10 113L9 117H10V118H13V117H14V118H15V119H14L15 122H17L18 119H20V122H19V121H18V122L20 123V125H21V124L23 125V127H24L23 130L25 129V135H24V134H23V135H22V134H19L21 137L23 136L22 138H24L25 141H23V139H22L20 136L18 137V138L20 139V141H21V139H22V141H23V143H22L21 146L23 147V145L26 146L27 144H29V143L31 142V141H29V139H30V140H32V141L34 140V144H35L36 149H35L34 152H33L32 150H31V151H27L28 149L26 150V147H27V146H30L32 143L29 144V145H27L26 147L24 146V147H25V150H26L28 153H29V152H30V153L33 152L34 154L31 155V158L29 159L30 163L27 162V163H29V165L27 166V164H25V163L23 162L25 165L23 164V165L21 166V168H22L21 171H20L19 173H17V174H20V175H21V176H20V177H21V181H22V183L25 184L24 187H22V185H21V188H20V190L23 188V190H21V191H23L24 194H25V195H23L24 197H22V194H23V193L20 192V193H21V194H20V195H21V198H24V199H25V196H26V197H29V200H28V198H26V199H27V201L25 200L26 202H25L24 200H23L22 203L18 202L17 197H16V194H17L16 191H18L17 185H19V184H17L16 187H14V190H15V189H16V190L13 191V192H11V191H9V189L11 190V188H9V189H5V188H4L5 185H8L9 183H7V184L4 185V184H2L3 181H1V184H0V185H1V188L4 189V192H1V193H0V199L4 202V205L1 203L2 205H1V207H0V223H1V224L3 223V224H2L3 226L6 224V226H4V227H5V229H4L5 231H3V232H5V233H2V231H1V233H0V234H1V236H0V249L6 248V246H4V244H5V242H6V244L9 245L8 240H10V243H11L10 246H11V248H10V247H8V248L11 249V252L14 251L15 253L18 252V251H19V248H20L22 245H24V244H25L26 246H28V247H29L30 245H32V246H36V249L34 248L35 251L29 250L31 253L34 252V253L32 254V256L35 257V254H37V257H36V258H32L31 253L28 251V252L30 253V256H31L32 260L35 259V261L33 260L34 262L31 263V264H63V262L61 263V261L58 259L61 255L64 256L65 259H63L62 257H61L60 259H62V260H64V261L66 260V263H67V264H83V263H85V261H84L85 259L82 257V254H80L81 250L78 249L80 252H77V251H76L77 249L74 251V248H73L74 246H73V247H72L73 252H72L71 249H68V250H71V251H69V253H67V252H65V251L63 252V250H64L65 248L67 249V247L71 245V244H70L69 242H67L66 240L69 241V239H71V236H72V237L74 236V240H75V236H76V235H78V236L80 237V236L83 234L82 231H81L82 228H80V230H79L78 227H77V228H78V229H77L76 226L74 227V226L72 225V229H69V228H68L70 231L67 230L71 236L69 235V239H65V237L63 236V232H64L66 229L64 228V225H63L62 223H57V224H60V225H58V230H57L58 233L54 232V230H53V232L55 233V235H52V234H54V233L51 234L50 231L48 230L49 227H50V230H51V224H49V223H51L52 221L50 220L51 222L48 223V222H47V218L49 219V217H47V218L45 219V216H46V213H45V212L47 211V209L45 210V208L47 207L46 203H47V201H48V198H49V197H52V195H54L56 192H58V194L61 193V192H62V189H63V188L60 187L58 181H52V182H50V181L52 180L53 177L50 178V176H48V175H49V174L51 175V173H49V174L47 175V176H48V179L50 178L51 180L48 181V179H46V172H48V167H49V166L52 167V166L54 165V169H55V168L58 169L57 166L55 165V163H54V164L52 163V157H53V156H52V153H54L55 149H56L57 147H59L57 144H56V145H57V147H56L55 143L57 142V143L59 144L61 141H60V142H59L58 140L55 141L56 138H55L54 136H55V134H57V133H60V134L62 133L61 135L63 136V138H68V139H69L70 146H71V142H73V141L75 142V139H78L77 141L80 140L79 138H81V136L78 137L77 128H78L79 126H77V125H78V123H79V124L81 123V124H80V126H81V125L83 124L84 121L81 120L82 122H80V121H78V120L76 119V120L78 121V123L76 124L77 121L74 120L73 118H69V120H68L67 118L70 117V115H71V117H72V114H73V113H72V114L70 113V115H69L67 118H65L66 120L63 119V121H62V122H66L67 124H66V123H65L66 125L63 124L62 127H61V125L58 124L59 128H58L57 126H56V128H55V126H54L55 123L52 124L51 122H53V120L55 119L53 116H57V114H56L57 111H56V110L58 109V108H57L58 106L56 105V107H54V109L52 108L53 110L51 111V112H52L51 115H50V112H49V118H52V117H53V118H52L50 121H48V122H47L48 110H47V109H46V110H43V107H45L44 105H45V103H46V102H45L46 98H47V97H49V99L52 98V96H51L52 93H49V90H51V89L54 88V87H55V88H54L55 90L52 89V90H51L52 92H53V91L56 92V90H57L56 87H57L60 91H61V89H62L64 92H67V94L69 95V97L67 96V99H66V98H65V99H66V100L70 99V100H69V102L66 101V100H65V101L68 102L69 104H70V102H72V104H73V106H74V104L76 103L75 101H76L77 97L80 95V94H77V93H79V92L81 91L80 87L82 86L83 83H84L83 85L86 86V85H85L86 83H85L84 81H88L90 74L92 75L93 72H94V73L96 72L95 74H98V73L100 74V72H101L100 69L102 68V65H107V64H102V65H100L101 63L99 64L100 61H98L97 58H98V57H99V58H100V57L102 58V55H101L100 51L103 52L102 49L104 50V49H106V47H107V52H108V54H109L110 51H108V50L110 49V50L112 51V49H111L110 45L108 44L109 41L107 40V39H108L107 37H106L107 39H106V38H105V39L108 41V43L106 42V43L108 44V46H105V48H103V47H101L103 44L100 45L101 42H99V40H97V39H96V40H93L94 37H90V35H91L90 32H89L90 35H87V36L85 35L86 32H87V29H88L87 26L90 27L91 24H92V23H90V26H89L88 23L91 22V21L88 19V17H89V16L91 17V15L94 14V13H92V12H93L94 9H95V5H96V3H98V0H97V1H96V0H82V1H81L82 6L85 7L86 9H88V10H89L88 13L91 12V15H89V16L87 17V20L89 21L88 23L85 22V20H84V18H85L84 16H85V15H83V19H80V24H79V22H77L79 25H76V22H75V24H74V26H76V30H74V33H75V34H74V39H75V40L73 41V43L76 44L75 47L77 46L76 49L79 50V51L76 50L77 52H76V53L74 52L75 54H74V55H71V56L69 57V59L63 57V55H61L62 57H61L60 55H59L58 57H56V59L60 57L58 60H60L61 58H62V59L65 58V59H67L68 62H69V63L67 62L68 64L65 62V63L67 64V67H66V65L64 64V66L67 68V69H64L65 71L63 70V72L65 73V74H64V73H63V74L66 75V76H61L62 78L65 77V78H64V81L61 80V77H60V75H61V73H62V70L58 69V70H60V71H59L60 74H59L58 76H57V75H54V78H53V74H50V76L52 75V78H49L50 76L48 77L47 74H45V72H47V71L44 72V78H40V79H39L41 82H42V80H43V82H44V83L42 84V85H43L42 88L40 87L41 84L38 83V82L36 81V78H35L34 76H33V77L35 78V81L33 80V82H32V80L30 79V77H27V76H26V77H27L30 81H28V79L26 80V79L24 78L23 80H25V81H24L25 83H23V80L20 82V77H21L20 74L22 73V72H20V71H23L22 68L25 69V70H27V68H24V67H28V66H24V65H23L24 67H23V66H20V63H22L23 61H24L25 64L27 63V62L24 60V59L26 58V57L24 58V56L29 55V54L27 53V51H28V49H29V43H31V45H32L34 42H35V44H37V42H36V38H37V37H36V36H38L37 33H39V31H38V32H35V37H36V38L34 39V36H33V37L30 36V34H31L32 32H30L29 35H27V33L25 34V31H27V29H24V28H23V29H21L22 31H19L18 27L21 25V23H23V22H21V16H20V19L18 18V15H19V14H22V13H21V12H22V9L20 10L21 12H19V8L22 7V5L24 6V4H23ZM42 2H43V4H44V1H42ZM49 2H50V1H49ZM59 2H60V0H59ZM59 2H56V3L53 2L52 5H51V7H49V9H47V11H46V12H48L47 14H49V15H50V14H51V15L53 14V18H54V16H55L56 19H57L58 17H56V14L54 15V12L57 10V8H58L57 5H58ZM78 2L80 3V0H78ZM13 3H14V2H13ZM37 3H38V2H37ZM40 3H41V0H40ZM63 3H65V2L63 1ZM106 3H107V2H106ZM10 4H11V3H10ZM28 4H29V3H28ZM38 4H39V3H38ZM48 4H49V3H48ZM101 4H102V3H101ZM103 4H104V3H103ZM105 5H106V4H105ZM107 5H108V4H107ZM107 5H106V6H107ZM109 5H110V4H109ZM12 6H13V4H12ZM26 6L28 7L27 4H26ZM49 6H50V5H49ZM60 6H62V9H63V5H61V2H60ZM80 6H81V5H80ZM100 6H101V5H100ZM1 7H2V6H0V8H1ZM42 7H43V5H42ZM46 7H47V6H46ZM3 8H4V7H3ZM22 8H23V7H22ZM29 8H30V6H29ZM29 8H28V9H29ZM69 8H70V7H69ZM98 8H99V7H98ZM1 9H2V8H1ZM30 9H31V8H30ZM30 9L28 10V13H29V11H31V12L33 11L32 9H31V10H30ZM59 9H61V8H59ZM64 9H65V8H64ZM66 9H67V8H66ZM54 10H55V11H54ZM81 10H83V8H82ZM102 10H103V9H102ZM41 11H42V10H41ZM53 11H54V12H53ZM60 11H61V10H60ZM75 11H76V10H75ZM98 11H99V10H98ZM100 11H101V10H100ZM31 12H30V13H31ZM62 12H63V11H62ZM62 12H61V13H62ZM94 12H95V15H96V14H97V13H96V12H97V9H96ZM103 12H104V10H103ZM55 13H56V12H55ZM74 13H75V12H74ZM81 13H82V12H81ZM25 14L27 15V12H26ZM47 14H46V15H47ZM64 14H65V13H64ZM67 14H68V13H67ZM98 14L100 15V13H98ZM101 14H103V13H101ZM79 15H80V14H79ZM81 15H82V14H81ZM86 15H87V14H86ZM8 16L10 17L9 19H8ZM23 16H24V15H23ZM29 16H30V14H29ZM44 16H45V15H44V13H43V17H44ZM58 16H59V13H58ZM92 16H93V15H92ZM100 16H101V15H100ZM12 17H13V19L15 18L16 20L14 19L13 21H11V18H12ZM26 17H27V19H26ZM26 17H24V18H25L26 20H28L29 17H28V16H26ZM43 17H41V19H42ZM61 17H62V16H61ZM73 17H74V16H73ZM30 18H31V16H30ZM38 18H39V17H38ZM45 18H46V16H45ZM47 18L50 19V17H47ZM47 18L45 19V21H46V20L48 21ZM53 18H52V20H53ZM55 18H54V19H55ZM77 18L79 19V17H77ZM95 18H96V17H95ZM98 18H99V17H98ZM41 19H40V21L43 20V19H42V20H41ZM100 19H102V17H101ZM19 20H20V21H19ZM22 20H23V19H22ZM26 20H25V23H27ZM92 20H93V19H92ZM94 20H95V19H94ZM104 20H106V19H104ZM10 21H11V22H10ZM14 21H16L14 25H16V26L19 25L17 28H16V27L14 28V25H13ZM31 21H32V20H31ZM76 21H77V20H76ZM95 21H97V20H95ZM95 21H93V22L95 23ZM102 21H103V20H102ZM106 21H107V20H106ZM12 22H13V23H12ZM20 22H21V23H20ZM28 22H29V21H28ZM35 22H36V21H35ZM37 22H38V21H37ZM42 23H43V22H42ZM42 23H39V24H42ZM46 23H47V22L44 23V26L46 27V26L48 25V27H49V24H48V23H50V22H48L47 25H45ZM55 23H56V22H55ZM57 23H58V22H57ZM57 23H56V25L54 24L55 27L58 26ZM97 23H98V22H97ZM107 23H108V22H107ZM37 24H38V23H37ZM37 24H35L36 27H37ZM95 24H96V23H95ZM95 24H94V25H95ZM103 24H104V23H103ZM103 24H102V25H103ZM42 25H43V24H42ZM52 25H53V24H52ZM96 25H97V24H96ZM102 25H101V26H102ZM106 25H107V24H106ZM26 26H27V25H26ZM26 26H25V28H27ZM33 26H34V25H33ZM33 26H32V27H33ZM61 26H62V24H61ZM92 26H93V24H92ZM32 27H31V29H30L29 27H28V28H29L30 30H32ZM40 27L42 28V26H40ZM40 27H39V28H40ZM45 27H44V28H45ZM103 27H104V26H103ZM20 28H21V27H20ZM39 28H38V29H39ZM57 28H58V27H57ZM62 28H63V26H62ZM14 29H15V31H17L16 33H14V34H15L14 36L17 35L16 37H14L13 34H11L12 31H14ZM16 29H18V30H16ZM35 29H36V28H35ZM38 29H37V30H38ZM71 29H72V28H71ZM73 29H74V27H73ZM89 29H91V28H89ZM89 29H88V31H90ZM97 29H98V28H97ZM100 29H101V27H100ZM104 29H105V28H104ZM42 30H43V29H42ZM45 30H48V29L45 28ZM58 30H59V28H58ZM62 30H63V29H60V31H59V35H60V32H61ZM91 30H92V29H91ZM32 31H34V30H32ZM50 31H51V30H50ZM68 31H69V30H68ZM85 31H86V32H85ZM99 31H100V30H99ZM27 32H28V31H27ZM45 32H47V31L42 32V34L45 33ZM51 32H52V31H51ZM55 32L58 33V32H57V29H55V30L53 31L54 35H55ZM62 32L64 33V31H62ZM65 32H66V31H65ZM70 32H71V30H70L69 32H67V33H70ZM96 32H97V33H96ZM96 32H95V33H96L97 36H95V38L97 37V38L99 39V38H100L99 36H100L101 34H100V32L98 33V30H96ZM103 32H104V31H103ZM40 33H41V32H40ZM48 33H49V32H48ZM53 33H52V34H53ZM42 34H40V35H42ZM61 34H62V33H61ZM87 34H88V33H87ZM93 34H94V32H93ZM99 34H100V35H99ZM11 35H12V36H11ZM54 35H53V37L50 36V39H49V37H48V40H50V43H51L52 48H51V46H50V47H47V48H51V49L46 50V51H48V52H47L48 54L45 55V56H46V59H47V57H48V59H50V60L52 59V57H51V56H53L52 54L55 53L54 51H56V50H57L56 48L58 47L57 42L54 41V40H55V39H54ZM69 35H71V34H68V35L66 34V36H68V38H69ZM72 35H73V34H72ZM98 35H99V36H98ZM28 36H29L30 38L32 37V41H33V39H34L35 41L32 43V42H30V40H29V42H28V40H27V39H29ZM42 36H43V35H42ZM47 36H48V35H47ZM47 36H46V38H47ZM56 36H57V35H55V37H56ZM64 36H65V35H64ZM66 36H65V37H66ZM12 37H13V38H16V39H19V44H15V46H16V51H15V50L13 51V52L15 53V54L12 53V54H13V55H12L13 57L11 56V54H10L11 57H8V58H10V59H11V58H13V59L10 60V61H9V59H8V61H9V66L7 65V66H8V70H7V68H5L6 66L4 67L3 64H5L4 59L7 57V55H8L7 53H8V51L11 50V49L9 50V48H11V47L13 46L14 42H15L14 39H13ZM65 37H63V40H62L63 42H65V41L67 40V38H65ZM70 37H71V36H70ZM101 37L104 38V35H102ZM108 37H109V36H108ZM151 37H152V36H151ZM42 38H43V37H42ZM42 38L39 37L40 40H41ZM52 38H53V39H52ZM91 38H92V39H91ZM152 38H153V37H152ZM39 39H37V40H39ZM43 39L46 40L45 38H43ZM64 39H66V40L64 41ZM52 40L54 41V43L56 42L57 47H56V45L52 44V42H53ZM91 40H92V42H91ZM151 40H152V39H151ZM41 41H42V40H41ZM51 41H52V42H51ZM57 41H58V40H57ZM62 41H60V42L63 43ZM69 41H70V39H68V43H69ZM71 41H72V40H71ZM100 41H101V39H100ZM148 41H149V40H148ZM148 41H146V42H148ZM154 41H155V40H154ZM17 42H18V40H17ZM39 42H40V41H39ZM46 42H47V41H46ZM48 42H49V41H48ZM66 42H67V41H66ZM66 42H65L64 44H66ZM156 42H157V41H156ZM156 42H155V44L158 43V42H157V43H156ZM58 43H59V42H58ZM61 43H59V44H61ZM151 43H152V42H151ZM151 43H150V44H151ZM167 43H168V42H167ZM35 44H34V45H35ZM43 44H44V43H43ZM64 44H63V45H64ZM71 44H72V43H71ZM110 44H112V43H110ZM113 44H115V43H113ZM148 44H149V43H148ZM37 45H38V44H37ZM40 45H41V43H40ZM40 45H39V47H40ZM44 45H45V44H44ZM61 45H62V44H61ZM68 45H69V44H68ZM105 45H106V44H105ZM153 45H154V43H152L151 46L153 47ZM158 45H159V44H158ZM47 46H49L48 43H47ZM69 46L72 47L73 45H72V46L69 45ZM155 46H156V45H155ZM165 46H166V45H165ZM169 46H170V45H169ZM169 46H168V47H169ZM31 47H32V46H31ZM39 47H38V48H39ZM64 47H66V50H67V48H68L67 45H66V46L64 45ZM64 47H63V49H65ZM70 47H69V48H70ZM87 47H88V49L91 48V49H90L91 51H90V52L88 51L90 54H93L94 52H96V54H95V53H94V54H95L97 57H96V58L94 57L95 59L92 58V59L94 60V62H95V60L97 61L96 63L93 62V65H94V67H92L93 69H90V68H89L90 66L88 67V66L86 65V64H88V62H87V56L85 57L83 52H84V50L87 51ZM109 47H110V48H109ZM13 48H14V46H13ZM33 48H34V47H33ZM35 48H36V47H35ZM72 48H74V47H72ZM112 48H113V45H112ZM142 48H144V47H142ZM147 48H148V46H147ZM155 48H157V47H155ZM155 48H154V49H155ZM36 49H37V48H36ZM63 49L61 48V52H62V54L66 53V52H64L65 50H63ZM168 49H170V47H169ZM29 50H30V49H29ZM37 50H38V49H37ZM40 50H41V49H40ZM62 50H63V51H62ZM162 50H163V49H162ZM11 51H12V50H11ZM41 51H42V50H41ZM59 51H60V50H59ZM69 51H70V49H69ZM74 51H75V49H74ZM92 51H93V53H92ZM105 51H106V50H105ZM144 51H145V50H144ZM147 51H149V50H147ZM150 51H152V50H150ZM153 51H154V50H153ZM156 51H157V50H156ZM168 51H169V50L166 51V58H168V55H171V54H169L170 51H169V52H168ZM171 51H172V47H171ZM43 52H44V51H43ZM56 52H57V54H58V51H56ZM61 52H60V53H61ZM70 52H71V54H73V50H71ZM70 52H69V53H70ZM107 52H103V55H104V53H107ZM25 53H27V55H26ZM29 53H32V54H30V55H33V56H34V54H33L32 51L29 52ZM45 53H46V52H45ZM45 53H44V54H45ZM67 53H68V51H67ZM97 53H100V56L97 55ZM144 53H145V52H144ZM146 53H147V52H146ZM150 53H151V52H150ZM157 53H158V52H157ZM157 53H155V54H157ZM167 53H168V55H167ZM42 54H43V53L40 52V55H42ZM44 54H43L42 56H44ZM55 54H56V53H55ZM90 54H88V55H90ZM94 54H93V55H94ZM131 54H132V52H131ZM141 54H143V53H141ZM14 55H15L16 57H15ZM69 55H70V54H69ZM86 55H87V53H86ZM95 55H94V56H95ZM110 55H111V54H110ZM153 55H154V54H153ZM36 56H38V55H36ZM36 56H35V57H36ZM42 56H41V57H42ZM65 56H66V55H65ZM143 56H145V55H143ZM14 57H15V58H14ZM28 57H29V56H28ZM49 57H51V58H49ZM66 57H68V56H66ZM89 57L91 58V56H89ZM92 57H93V56H92ZM111 57H112V56H111ZM169 57H170V56H169ZM30 58H31V56H30ZM30 58H29V60H30ZM38 58H39V57H38ZM53 58H54V56H53ZM99 58H98V59H99ZM101 58H100V59H101ZM142 58H143V57H142ZM166 58H165V59H166ZM6 59H7V58H6ZM6 59H5V61H7ZM33 59H35V58H33ZM46 59H45V62L48 61V60H46ZM54 59H55V58H54ZM56 59H55V61H56V65L58 64V66H56V68H59V66H61L62 64L59 65V63H58L59 61L57 62ZM65 59H64V61H65ZM100 59H99V60H100ZM103 59H104V58H103ZM106 59H107V58H106ZM143 59H144V58H143ZM22 60H23V61H22ZM27 60H28V59H27ZM29 60H28V61H29ZM36 60H37V58H36ZM43 60H44V57H43ZM43 60H42V61H43ZM50 60H49V61H50ZM52 60H53V59H52ZM90 60H91V59H90ZM104 60H105V59H104ZM170 60H171V59H170ZM174 60H175V59H174ZM38 61H41V58H40V60H38ZM38 61L35 62V60H34V62H35L36 64L39 63ZM49 61H48V62H49ZM55 61H53V62L55 63ZM62 61H63V60H62ZM107 61H108V60H107ZM131 61H132V60H131ZM131 61H130V62H131ZM3 62H4V63H3ZM85 62H86V64H85ZM89 62H90V61H89ZM101 62H102V61H101ZM155 62H156V61H155ZM49 63H50V62H49ZM61 63H64V62H61ZM91 63H92V62H91ZM102 63H103V62H102ZM132 63H133V62H132ZM168 63H169V62H168ZM171 63L173 64L172 61L170 62V64H171ZM180 63H181V62H180ZM6 64H7V63H6ZM29 64H30V63H29ZM36 64H34L35 67H36ZM39 64H42V62L39 63ZM47 64H48V63H47ZM81 64H85V66H87L88 68H87L86 70H85L83 67L80 68V67H81ZM89 64H90V63H89ZM143 64H144V63H143ZM145 64H146V63H145ZM147 64H148V63H147ZM164 64H165V63H164ZM31 65H32V64H31ZM44 65H45V64H44ZM44 65H43V66H44ZM51 65H52V64H51ZM90 65H91V64H90ZM134 65L137 66V64H135V63H134ZM167 65H169V64H167ZM37 66L39 67V65H37ZM52 66H55V65L53 64ZM64 66H63V67H64ZM85 66H84V67H85ZM128 66H129V65H128ZM141 66H142V65H141ZM169 66H170V65H169ZM172 66H173V65H172ZM21 67H22V68H21ZM47 67H48V66H47ZM63 67H60V68H63ZM65 67H64V68H65ZM119 67H120V66H119ZM139 67H140V66H139ZM142 67H143V66H142ZM142 67H141V68H142ZM164 67H168V66H164ZM30 68H31V67L29 66V69H30ZM42 68H43V67H41V69L39 68L40 71H41V72L39 71V73L42 74V76H43V71H44V70H42ZM52 68H53V67H52ZM103 68H104V67H103ZM126 68H127V67H126ZM126 68H125V69H126ZM129 68H130V67H129ZM131 68H132V67H131ZM136 68H137V67H135V69H136ZM160 68H161V66H160ZM168 68L170 69L171 66L168 67ZM29 69H28V71H29ZM35 69H36V68H35ZM44 69H45V68H44ZM49 69H51V66H50V68H48V70H49ZM53 69H54V68H53ZM53 69H52V70H53ZM123 69H124V67H123ZM149 69H150V68H149ZM163 69H165V68H163ZM163 69H162V72L164 73L165 70L163 71ZM31 70L34 71V68L32 67ZM31 70H30V71H31ZM37 70H38V69H37ZM37 70L35 71L36 74H35V73H34V74H35V75L38 74V76H36V77L39 78V75H40V74L37 73ZM52 70H51V71H52ZM172 70H173V69H172ZM181 70H182V69H181ZM53 71L56 72L55 69H54ZM103 71H104V69H103ZM103 71H102V72H103ZM136 71H138V70H136ZM167 71H168V70H167ZM169 71H170V70H169ZM97 72H98V73H97ZM126 72H127V71H126ZM133 72H134V71H133ZM158 72H159V70H158ZM23 73H26V72L23 71ZM32 73H33V72H32ZM32 73H30L31 76H32ZM49 73H51V72H49ZM121 73H122V72H120V77H122V80H121V81H122L123 85H124L125 83L127 84V86H128V90H129V87H130L129 85H131L130 82L132 81V83L134 84L133 80H130L131 78H129V77H130L129 74H130V73L132 74V72H130L129 74H127L128 72H127V73H124V71H123V73H124L123 76L121 75ZM163 73H162V74H163ZM26 74H27V73H26ZM30 74H29V76H30ZM63 74H62V75H63ZM95 74H94V76H95ZM99 74H98L97 76L100 77L101 74H100V75H99ZM118 74H119V73H118ZM135 74H137V73H135ZM138 74H139V73H138ZM165 74H166V73H165ZM24 75H25V74H24ZM27 75H28V74H27ZM45 75H46V76H45ZM48 75H49V74H48ZM156 75H157V74H156ZM159 75H161V74L159 73ZM159 75H158V76H159ZM166 75H167V74H166ZM42 76H40V77H42ZM102 76H103V75H102ZM116 76H117V75H116ZM33 77H31V78L34 79ZM92 77H93V76H92ZM103 77H104V76H103ZM120 77H119V78H120ZM22 78H23V77H22ZM38 78H37V79H38ZM113 78H115V77H113ZM116 78H118V77H116ZM116 78H115V79H116ZM119 78H118V79H119ZM159 78H160V76H159ZM161 78H162V77H161ZM41 79H42V80H41ZM91 79H92V78H90V80H91ZM93 79H94V78H93ZM104 79H105V78H104ZM118 79H116V80H117L116 84L114 83V84H115V85H114L115 87H116V85L119 86V84L121 83V82H120L119 84H117V83L119 82ZM120 79H121V78H120ZM120 79H119V80H120ZM133 79H134V78H133ZM156 79H157V78H156ZM175 79H176V78H175ZM39 80H38V81H39ZM100 80H101V77H100ZM143 80H144V79H143ZM165 80H166V79H165ZM62 81H63V82H62ZM97 81H98V80H97ZM146 81H147V80H146ZM91 82H92V81H91ZM94 82H96V80H95ZM94 82H93V83H94ZM113 82H114V81H113ZM169 82H171L170 79H169ZM169 82H167V80H166V83H167V84H168ZM173 82H174V81H173ZM21 83H22V84H21ZM89 83H90V82H89ZM101 83H102V82H101ZM146 83H147V82H146ZM160 83H161V82H160ZM50 84H51L53 87H52ZM87 84H88V83H87ZM90 84H91V83H90ZM143 84H144V83H143ZM148 84H149V82H148ZM148 84H147V85H148ZM167 84H166L165 88L168 86ZM171 84H172V83H171ZM48 85H50V87H52V88L49 87V88H50L49 90L46 88ZM88 85H89V84H88ZM104 85H105V84H104ZM136 85H137V84H136ZM152 85H154V84H152ZM163 85H164V84H163ZM169 85H170V84H169ZM94 86H96V85H94ZM98 86H99V85H98ZM150 86H151V85H150ZM157 86H158V84H157ZM171 86H172V85H171ZM59 87H61V88H59ZM82 87H83V86H82ZM89 87H90V85H89ZM89 87H87V89H88ZM101 87H103V85H101ZM121 87H122V86H121ZM123 87H124V86H123ZM131 87H132V85H131ZM142 87H143V86H142ZM148 87H149V86H148ZM168 87H169V86H168ZM190 87H191V86H190ZM92 88H93V87H92ZM103 88H104V87H103ZM117 88H118V87H117ZM125 88H126V87H125ZM125 88H123V90H124ZM133 88H134V86H133ZM78 89H80L79 92H78ZM83 89H84V88H83ZM93 89H95V88H93ZM93 89H92V90H93ZM113 89H114V88H113ZM141 89H142V88H141ZM156 89H157V87H156ZM168 89H169V88H167V90L163 89V90H164L163 92H167V93H169V92H168V91H169ZM40 90L42 91V93H43V95H44V96L42 95V97H45V98H38L37 95H39V91H40ZM121 90H122V88H121ZM131 90H132V89H131ZM131 90H130V91H131ZM153 90H154V89H153ZM159 90H160V88H159ZM179 90H180V89H179ZM3 91H5V92H3ZM41 91H40V92H41ZM51 91H50V92H51ZM94 91H95V90H94ZM156 91L158 92V90H156ZM156 91H155V94H156ZM6 92H7V93H6ZM82 92H83V91H82ZM82 92H81V98L84 97V96H82ZM92 92H93V91H92ZM121 92H122V91H121ZM133 92H134V91H133ZM192 92H193V91H192ZM2 93H3L4 95H2ZM57 93H58V91H57ZM99 93H101V92H99ZM129 93H131V92H127V94H129ZM167 93H166V94H167ZM5 94H6V95H5ZM67 94H66V95H67ZM86 94H87V93H86ZM91 94H92V93H91ZM91 94H90V95H91ZM93 94H95V92H94ZM93 94H92L91 96H94ZM120 94H121V93H120ZM127 94H126V96H127ZM158 94H161V91H160V93L158 92ZM195 94H196V93H195ZM12 95L15 96L14 98H15L16 101H14V102L12 101L13 98H12V100H10V97H12ZM53 95H54V93H53ZM55 95H56V94H55ZM59 95H61V93H60ZM88 95H89V94H88ZM95 95H96V94H95ZM99 95H100V94H99ZM132 95H133V94H132ZM139 95H140V94H139ZM141 95H142V94H141ZM151 95H152V93H151ZM9 96H10V97H9ZM50 96H51V97H50ZM91 96H90V97H91ZM100 96H101V95H100ZM123 96H124V95H123ZM153 96H154V93H153ZM161 96H162V95H161ZM39 97H40V96H39ZM58 97H59V96H58ZM58 97H57V95H56V98H53V99H54V100L56 99L57 102L59 101V102L61 103V100H60V99L58 100ZM61 97H62V96H61ZM65 97H66V96H65ZM79 97H80V96H79ZM102 97H103V95H102ZM117 97H118V96H117ZM140 97H141V96H140ZM150 97H151V96H150ZM158 97H159V96H158ZM192 97H193V96H192ZM81 98H79L80 101L82 100ZM84 98H85V97H84ZM92 98L95 99V100H94V103L91 101V105H90V103H89L90 106H87V105H86V108H85V104H88V103H87V102H86V103L83 102L84 106H82V105H83V104H82V105H81L82 107H81L80 104L82 103V101H81V103H80V101H79L80 104L77 105V104H78V103H77L76 106H77V107L80 106V107H78V109H79L81 112H83V113H85V112L89 113V112L93 109V111H95L93 115L96 116L95 113H96L97 110H98V109H97V106H101V104L98 105V103H97V102L100 103V100L98 101V98H99V97L97 98V97L95 96V97H92ZM100 98H101V97H100ZM100 98H99V99H100ZM113 98H114V97H113ZM115 98H116V96H115ZM156 98H157V97H155V99H154V98H152V99H154L156 102H158L159 99H160V97H159L158 101H157ZM161 98H162V97H161ZM35 99H37V100H35ZM49 99H48L46 105H47L49 102H51V101H49ZM63 99H64V98H63ZM130 99H131V96H130ZM152 99H151V100H152ZM171 99H172V98H171ZM56 100H55V101H56ZM77 100H78V99H77ZM115 100H116V99H115ZM115 100H114V101H115ZM131 100H132V99H131ZM83 101H84V100H83ZM87 101H88V100H87ZM89 101H90V99H89ZM57 102H56V103H57ZM121 102H122V101H121ZM145 102H146V101H145ZM156 102H155V103H156ZM159 102H161V99H160ZM60 103H59V105H60ZM68 103H66L67 106H66V104L64 103V104H65V107H66V108L64 107V109L61 107L62 104H61L59 107L62 108L63 111H64L65 109L68 108V106H70ZM127 103H128V104H126V103L124 104V103H123L122 105H124V106H125V105H126V106L128 105V106H129V102H127ZM149 103H150V102H149ZM166 103H167V102H166ZM49 104H50V103H49ZM49 104H48V107H49V106H52V105L55 106V105L53 104V101H52V105H51V104L49 105ZM131 104H132V102H131ZM131 104H130V105H131ZM151 104H152V102H151ZM170 104H171V102H168V105H170ZM120 105H121V104H120ZM122 105H121V107H122ZM134 105H135V104H134ZM53 106H52V107H53ZM124 106H123V107H124ZM126 106H125V108H124L121 112L119 111L118 114L113 113V112H115V111L113 110V111L110 113V115H109V116H110V120H111V122L113 123V124H112V125H113V128H114L113 130H115V132H116L115 135L118 136V138H116V139H117L118 141H120V143H121L122 141H123V142H124V141L126 142L127 139L125 140V138H126L127 136H125V135H127V134H125V130H126L127 127H128V129L131 127V126H130V127L128 126V122H129V121H128V115H129L130 113L128 114V112H127V110H126L128 106H127V107H126ZM137 106H138V105H137ZM143 106H145V105H143ZM165 106H166V105H165ZM171 106L173 107V105H170V106H167V107L170 109V108H172ZM70 107H71V106H70ZM70 107H69V108H70ZM123 107H122V108H123ZM146 107H147V106H146ZM156 107H157V106H156ZM167 107H166V109L168 110ZM49 108H50V107H49ZM56 108H57V109H56ZM74 108H75V107H74ZM115 108H117V107H115ZM115 108H114V109H115ZM144 108H145V107H144ZM152 108H153V111H156V110H154V107H152ZM159 108H160V107H159ZM174 108H175V107H174ZM174 108H172L171 111H173ZM62 109H60V110H62ZM99 109L101 110V107H99ZM102 109H103V107H102ZM112 109H113V108H112ZM112 109H111V110H112ZM138 109H139V108H138ZM147 109H148V107H147ZM50 110H51V109H49V111H50ZM58 110H59V109H58ZM67 110H68V109H67ZM71 110H72V109H70V112H71ZM116 110H117V109H116ZM129 110H130V109H129ZM148 110H149V109H148ZM167 110L164 109V111H163V112H164V113H163L164 116H165V115H169V113H168L169 110H168V112H167L168 114L165 113ZM176 110H177V108H176ZM176 110L173 111V114H174V112H175ZM101 111H102V110H101ZM117 111H118V110H117ZM131 111H133V110L131 109ZM131 111H130V112H131ZM191 111H192V110H191ZM6 112H7V111H6ZM66 112H67V111H66ZM75 112H76V110H75ZM77 112H78V111H77ZM77 112H76L75 115H77ZM149 112H150V111H149ZM187 112H189V111H187ZM12 113H13V116H12ZM64 113H65V112H64ZM83 113H82V114H83ZM87 113H85V114H87ZM92 113H93V112H92ZM100 113H101V112H100ZM150 113H151V112H150ZM156 113H157V112H156ZM179 113H180V111H179ZM184 113L186 114V110H185V112H183V114H184ZM55 114H56V115H55ZM58 114H60V113H58ZM62 114H63V113H62ZM79 114H81V113L79 112ZM89 114H90V113H89ZM89 114H87V115L89 116ZM98 114H99V113H98ZM114 114H115V115H114ZM145 114H146V113H145ZM154 114H155V112H154ZM175 114H176V112H175ZM187 114H191V113H187ZM187 114H186V115H187ZM65 115H66V113H65ZM93 115H92V116H93ZM159 115H162V114L159 113ZM5 116H6V115H5ZM7 116H8V114H7ZM11 116H12V117H11ZM50 116H51V117H50ZM81 116H83V115H81ZM85 116H86V115H85ZM103 116H104V115H103ZM177 116H178V115H177ZM180 116H181V115H180ZM187 116H189V115H187ZM58 117H59V116H58ZM60 117H61V116H60ZM90 117H91V114H90ZM90 117H87V119L90 118ZM129 117H130V115H129ZM189 117H190V116H189ZM16 118H18V119L16 120ZM79 118H80V117L78 116V119H79ZM84 118H85V117H82L81 119H84ZM100 118H101V120H102V118H103V117H101V114L98 115V118H97L98 121L96 120V124L99 123V121H100L99 119H100ZM166 118H167V117H166ZM177 118H178V117H176V119H177ZM179 118H180V117H179ZM7 119H9V118L7 117ZM130 119H131V117H130ZM181 119L183 120L184 118H180V120H179V121H181L182 123H184V122H183L184 120L182 121ZM4 120H5V118H4ZM10 120H12V119H10ZM26 120H28V121L25 122ZM79 120H80V119H79ZM89 120H91V119H88L87 122H88ZM169 120H170V119H169ZM172 120H173V119H172ZM12 121H13V120H12ZM12 121H11V122H12ZM54 121H55V120H54ZM75 121H76V122H75ZM24 122H25V123H24ZM45 122H47V123L50 122L49 124H50V125L52 124V125L54 126V127L52 126V127L54 128L53 131H54V132H55V131L57 132V133H54V132L50 131V133L53 134V135H51L52 138H53V137L55 138V139H51V140H50V143H49V141H46V140H47V136L45 137V140H44V139H42L43 137H42V135H41L42 138L40 139V133H41V131H42L41 129L43 128L44 125L46 126V124H47V123L45 124ZM90 122H91V121H90ZM100 122H101V121H100ZM103 122H104V121H103ZM186 122H187V121H186ZM6 123H8V121H7ZM9 123H10V121H9ZM12 123H13V122H12ZM19 123H18V124H19ZM173 123H174V122H173ZM49 124H48V126H49ZM60 124H62V123H60ZM90 124H91L92 126H96V124L93 125L92 122H91ZM133 124H134V123H133ZM180 124H181V123H180ZM189 124H190V123H189ZM7 125H8V124H7ZM7 125H6V126H7ZM15 125H17V124L15 123ZM15 125H14V124H13V125H11V124L8 125V126L6 127V130H8L9 126H11L12 128H14ZM20 125H17V127L20 126ZM22 125H21V127H22ZM56 125H57V124H56ZM86 125H87V124H86ZM86 125H84V127H83L84 129H85V126H86ZM134 125H135V124H134ZM146 125H147V122H146ZM167 125H168V124H167ZM64 126H65V127H64ZM76 126H77V127H76ZM82 126H83V125H82ZM92 126H90L89 123H88V127L90 128V129H88V130H92V132H93V131H94V130H93L94 127L92 128ZM97 126H98V124H97ZM101 126H104V125L101 124ZM101 126H100L99 128H101ZM160 126H161V124H160ZM17 127H15V128H17ZM21 127H20V128H21ZM86 127H87V126H86ZM169 127H170V126H169ZM12 128H10L11 131H12V130L14 131V129H12ZM20 128L18 127V129H17L18 132H17V133H19V131H20L19 129H20ZM91 128H92V129H91ZM43 129H44L45 132H47V131L45 130V129H46L45 127H44ZM55 129H56V130H55ZM78 129H79V128H78ZM81 129H82V127H81ZM84 129H82V130H84ZM86 129H87V128H86ZM130 129H131V131L133 130L132 128H130ZM135 130H136V129H135ZM21 131H22V130H21ZM21 131H20V133L24 132V131H22V132H21ZM104 131H105V127H104ZM127 131H128V130H127ZM0 132H2V130H1ZM4 132H5V131H4ZM4 132H2V134H3ZM6 132H7V131H6ZM9 132H10V131H9ZM45 132H44V133H45ZM79 132H80V130H79ZM84 132H85V131H84ZM90 132H91V131H90ZM105 132H106V131H105ZM105 132H104V133H105ZM12 133H13V132H12ZM14 133H15V132H14ZM17 133H16V134H17ZM44 133H43V134H44ZM82 133H83V132H82ZM82 133H81V135H82ZM96 133H97V132H96ZM128 133H129V132H128ZM135 133H137V132H135ZM148 133H149V132H148ZM60 134H59V135H60ZM88 134H89V132H88ZM93 134H94V132H93ZM124 134H125V135H124ZM149 134H150V133H149ZM45 135H47V134H45ZM57 135H58V134H57ZM57 135H56V137H58ZM61 135H60V136H61ZM91 135H92V134H91ZM94 135H95V134H94ZM115 135H114V136H115ZM131 135H132V136L130 137V139H131L132 137L135 136L134 134H131ZM2 136H3V135H2ZM2 136H1V134H0V139H1ZM13 136H14V135H13ZM16 136H17V135H16ZM51 136H50V137H51ZM83 136H84V134H83ZM83 136H82V137H83ZM86 136H88V135H86V132H85V137H86ZM89 136H90V135H89ZM92 136H93V135H92ZM128 136H129V135H128ZM148 136H149V135H148ZM48 137H49V136H48ZM50 137H49V138H50ZM77 137H78V138H77ZM106 137H107V136H106ZM144 137H145V136H144ZM3 138H4V136H3ZM27 138H29V139H27ZM49 138H48V139H49ZM58 138H60V137H58ZM63 138H62V139H63ZM104 138H105V136H104ZM147 138H148V137H147ZM215 138H216V137H215ZM252 138H253V137H252ZM4 139H5V138H4ZM19 139H18V140H19ZM83 139H84V138H83ZM83 139H81V140H83ZM150 139H151V135H150ZM224 139H225V138H224ZM14 140H15V139H14ZM43 140L45 141V144H46V145H47V143H49V145H48L49 148H48V150L45 149L46 151L44 150V147H43V146H44V142H43ZM59 140H60V139H59ZM101 140H102L101 142L104 141V142H103V145H104V146L101 145L102 148L104 149V148H105V145H106V147H107V143H106V144H104V143H105L108 139H106V141H105V140H103V138H102ZM117 140H116V141H117ZM133 140H134V139H133ZM133 140L131 139V142H132ZM9 141H10V140H9ZM16 141H17V139H16ZM20 141H19V142H20ZM62 141H63V140H62ZM140 141H141V140H140ZM146 141H147V140H146ZM150 141H151V140H150ZM0 142H1V140H0ZM5 142H6V141H5ZM24 142H25V143H24ZM64 142H65V141H63V143H64ZM66 142H67V140H66ZM88 142H89V143H87V144H88V147H90V149L88 148V149H89V150H88L89 152H88L87 150H86V151H87L88 154H89V153H90V150H91V146L96 145V143H97V145H98V142L95 143V142L92 141V140H89ZM107 142H108V141H107ZM131 142H130V144L132 145L133 142H132V143H131ZM143 142H144V141H143ZM187 142H188V141H187ZM7 143H8V142H7ZM9 143L11 144V141H10ZM67 143H68V142H67ZM67 143H66V144H67ZM94 143H95V144H94ZM115 143H116V142H115ZM118 143H119V142H117V146H115V147H116L115 149L117 150L119 156H120L121 154H123V156H124V154H125V153L123 152V151H124V150H123L124 148H123V149L121 148V146H123L124 143H123V145L120 144V143L118 144ZM126 143H128V142H126ZM135 143H136V142H135ZM147 143H148V141H147ZM147 143H144V145L147 144ZM252 143H253V142H252ZM257 143H258V142H257ZM10 144H9V145H10ZM17 144H18V145H17V146H18V149H17V150H19V149L21 148V146H20V148H19V143L17 142ZM60 144H61V143H60ZM60 144H59V145H60ZM68 144H69V143H68ZM93 144H94V145H93ZM167 144H168V143H167ZM0 145H1V144H0ZM3 145H6V144H3ZM63 145H64V144H63ZM125 145H126V144H125ZM128 145H129V143H128ZM131 145H130V146H131ZM133 145H134V143H133ZM175 145H176V144H175ZM12 146H13V144H12ZM14 146H15V145H14ZM14 146H13L12 148H16V147H14ZM61 146H62V145H61ZM66 146L68 147V145H66ZM72 146H73V143H72ZM79 146H80V145H79ZM79 146H78V147H79ZM85 146H86V145H85ZM9 147H10V146H9ZM9 147H8V148H9ZM33 147H34V146H33ZM45 147L47 148V146H45ZM55 147H56V148H55ZM83 147H84V145H83ZM94 147H96V146H94ZM94 147L92 148V150H94V151L91 150V153H92V152H93V153H92V155H91V153H90V156H94L93 154H94V152L97 150L96 148L94 149ZM97 147H98V146H97ZM132 147L134 148L135 146H132ZM132 147H130L131 150H132ZM149 147H150V146H149ZM165 147H166V146H165ZM10 148H11V147H10ZM27 148H28V147H27ZM60 148H63V147H60ZM68 148L71 149L72 147H68ZM74 148H75V147H74ZM102 148H100V149H102ZM128 148H129V147H128ZM128 148H127V149H128ZM130 148H129V149H130ZM173 148H174V147H173ZM187 148H189V147H187ZM197 148H198V147H197ZM2 149H3V148H2ZM85 149H86V148H85ZM105 149H106V148H105ZM136 149H137V148H136ZM14 150H16V149H14ZM14 150L12 151V153L14 152ZM29 150H30V149H29ZM59 150H60V149H59ZM74 150H76V149H74ZM78 150H80V148H78L77 151H78ZM83 150H84V149H83ZM116 150H115L114 152H116ZM131 150H130L129 153H131ZM145 150H146V149H145ZM153 150H154V148H153ZM0 151H1V149H0ZM6 151H7V153H8V150H6ZM21 151H22V150H21ZM56 151H57V150H56ZM61 151H62V150H61ZM61 151H60V153L63 152V151H62V152H61ZM68 151H70V150H68ZM100 151H101V150H100ZM100 151H99V152H100ZM104 151H105V150H104ZM125 151H126V149H125ZM166 151H168V149H167ZM1 152H2V151H1ZM16 152H17V151H16ZM23 152H25V151H23ZM27 152H26V153H27ZM96 152H97V151H96ZM117 152H116V154H115L116 156H118V155H117ZM139 152H140V151H138V153H139ZM146 152H147V151H146ZM184 152H185V151H184ZM199 152H200V150H199ZM3 153H4V150H3V152H2L1 154H3ZM5 153H6V152H5ZM10 153H11V149H10ZM10 153H9V154H10ZM17 153H19V152H17ZM55 153H56V152H55ZM55 153H54V154H55ZM68 153H69V152H68ZM74 153H75V152H74ZM102 153H104V152H102ZM57 154H58V151H57ZM57 154H56V156H57ZM63 154H64V153H63ZM63 154H62V155H63ZM75 154H76V153H75ZM186 154H187V153H186ZM14 155L17 156V155H20V154H14ZM59 155H60V154H59ZM97 155H98V154H97ZM126 155H127V154H126ZM126 155H125V156H126ZM167 155H170V154H167ZM220 155H221V154H220ZM21 156H22V155H21ZM27 156H28V155H27ZM29 156H30V154H29ZM54 156H55V155H54ZM67 156H68V155H67ZM99 156H100V155H99ZM119 156H118V157H119ZM123 156H122V157H123ZM125 156H124V157H125ZM4 157H6V155H5ZM7 157H8V155H7ZM7 157H6V158H7ZM12 157H13V154H12ZM24 157H25V156H24ZM60 157H61V156H60ZM64 157H66V155H65ZM75 157H77V156H75ZM103 157H104V156H103ZM128 157H129V155L127 156V158H128ZM163 157H166L165 154H164ZM168 157H169V156H168ZM2 158H3V157H2ZM27 158H28V157H27ZM27 158H26V160H27ZM57 158H58V157H57ZM92 158H93V157H92ZM92 158H91V159H92ZM105 158H106V157H105ZM127 158H126V159L124 158L123 160L126 161ZM129 158H131V157H129ZM137 158H138V157H137ZM137 158H136V159H137ZM230 158H231V156H230ZM13 159H14V158H13ZM13 159H11V157H10V160H13ZM16 159H18V158H16ZM102 159H103V158H102ZM115 159H117V158H115ZM121 159H122V158H121ZM238 159H239V158H238ZM7 160H8V159H7ZM20 160L22 161V159H20ZM23 160H24V159H23ZM54 160H55V158H54ZM54 160H53V161H54ZM56 160H57V159H56ZM56 160H55V161H56ZM67 160H68V159H67ZM104 160H105V159H104ZM104 160H103V161H104ZM119 160H120V158H119ZM3 161H4V160H3ZM3 161H2V162H3ZM15 161L17 162V160H15ZM27 161H28V160H27ZM73 161H74V160H73ZM105 161H106V160H105ZM113 161H115V160H113ZM125 161H124V162H125ZM139 161H140V160H139ZM181 161H182V160H181ZM184 161H185V160H184ZM184 161H183V162H184ZM205 161H206V160H205ZM216 161H217V160H216ZM0 162H1V160H0ZM90 162H91V161H90ZM126 162H127V161H126ZM159 162H160V161H159ZM159 162L157 161V163H159ZM161 162H162V160H161ZM161 162H160V163H161ZM164 162H165V161H164ZM176 162H177V161H176ZM179 162H180V161H179ZM185 162H186V161H185ZM14 163H15V162H14ZM56 163H57V161H56ZM94 163H95V162H94ZM94 163H93V164H94ZM113 163H114V162H113ZM160 163H159V165H157V169H158V166H160V168H161L160 171L163 173V175L165 174V176H167L168 174H169V175H170V174H173V173H171V172H173V171L169 172L170 169H169V170L167 169V168H168L167 165H166V167H165V165L163 164V162H162L161 165H160ZM167 163H168V162H167ZM212 163H213V162H212ZM238 163H239V162H238ZM0 164H2V165L4 166V162H3V163H0ZM10 164H12V162H11ZM58 164H59V163H58ZM60 164H61V163H60ZM66 164H67V163H66ZM80 164H81V163H80ZM171 164H172V163H171ZM181 164H182V163H181ZM181 164H180V165H181ZM231 164H232V163H231ZM231 164H230V167H231ZM241 164H242V163H241ZM17 165H18V162H17V164H15V167H16V168H17ZM20 165H21V164H20ZM75 165H76V164H75ZM75 165H73V166H75ZM89 165H90V164H89ZM89 165H88V166H89ZM91 165H92V164H91ZM91 165H90V166H91ZM169 165H170V164H169ZM175 165H176V164H175ZM180 165H178V166H180ZM182 165H183V164H182ZM187 165H188V163H187ZM196 165H197V164H196ZM199 165H201V163H199ZM238 165H240V164H238ZM5 166H6V165H5ZM10 166H11V165H10ZM10 166H9V167H10ZM13 166H14V165H13ZM13 166H12L11 169H10L9 167H7V168L10 169V171L12 170V171H11V172H12V173H11L12 175H13V173L15 172V170H14V172H13ZM90 166H89V167H90ZM191 166H192V165H191ZM193 166H194V167H192V168H195V165H193ZM225 166H226V165H225ZM228 166H229V165H228ZM233 166H234V164H232V167H233ZM236 166H237V164H236ZM15 167H14V169H16ZM50 167H49V169H50ZM59 167H60V166H59ZM91 167H92V166H91ZM91 167H90V168H91ZM94 167H95V166H93V168H94ZM134 167H135V165H134ZM174 167H175V166H174ZM174 167H173V168H174ZM176 167H177V165H176ZM176 167H175V168H176ZM196 167H198V165H197ZM201 167H202V166H201ZM63 168H64V166H63ZM66 168H68V167H66ZM90 168H89V169H90ZM96 168H97V167H96ZM96 168H95V169H96ZM124 168H125V167H124ZM132 168H133V167H132ZM148 168H149V167H147V170H148ZM169 168H170V167H169ZM179 168H180V167H179ZM185 168H187V166H185ZM199 168H200V167H199ZM202 168H203V167H202ZM212 168H213V167H212ZM215 168H216V167H215ZM237 168H238V167H237ZM239 168H241V167H239ZM9 169H8V170H9ZM56 169H55V170H56ZM59 169H60V168H59ZM89 169H88V171H89ZM95 169H94V170H95ZM115 169H116V168H115ZM157 169H156V170H157ZM183 169H184V167H183ZM183 169H182V170H183ZM189 169H190V170H189ZM8 170H7V171H8ZM18 170H19V169H18ZM72 170H73V169H72ZM72 170H71V174H70V175H72ZM79 170H80V169H79ZM92 170H93V169H92ZM94 170H93L92 172H94ZM125 170H126V168H125ZM149 170H150V169H149ZM197 170H198V169H197ZM197 170H196V171H197ZM228 170H229V172H230V168H229ZM240 170H241V169H240ZM50 171H53V172H54V170H52V168L50 169ZM59 171H60V170H59ZM62 171H63V170H62ZM73 171H75V170H73ZM90 171H91V169H90ZM113 171H114V170H113ZM119 171H120V170H118V172L115 173V176H114V177H116V174L119 173ZM122 171H123V170H122ZM126 171H129V170H126ZM143 171H144V170H143ZM158 171H159V170H158ZM160 171H159V172H160ZM178 171H179V170H178ZM199 171H200V169H199ZM199 171H198V172H199ZM231 171H233V169H232ZM55 172H56V171H55ZM57 172H58V170H57ZM95 172H96V171H95ZM95 172H94L93 174H95ZM129 172H130V171H129ZM131 172H132V171H131ZM131 172H130V173H131ZM133 172H134V171H133ZM156 172H157V171H155V173H156ZM174 172H176V170H175ZM179 172H181V171H179ZM210 172H211V171H210ZM3 173H4V172H3ZM8 173H9V172H8ZM60 173H61V172H60ZM73 173H74V172H73ZM90 173H91V172H90ZM96 173H97V172H96ZM120 173H123V172H120ZM137 173H138V172H137ZM137 173H135V174L137 175ZM143 173H144V172H143ZM147 173H148V172H147ZM240 173H241V172H240ZM240 173H239V174H240ZM1 174H2V172H1ZM5 174H6V173H5ZM31 174H33V177H35L34 179H36L37 182L32 178ZM68 174H69V173H68ZM85 174H86V173H85ZM107 174H108V173H107ZM157 174H158V173H157ZM159 174H161V173H159ZM181 174L183 175V172H182ZM196 174H197V172H196ZM196 174L194 173V170H192L191 167H190V165H189V167L185 170V173H184V176H183L184 178H182V179H183V184L188 183V181H193V180L195 181V180H196ZM198 174H199V173H198ZM239 174H238V175H239ZM245 174H246V172H245ZM52 175H54V177H55V175H56V177H57V173H56V174H55V173H54V174L52 173ZM87 175H88V174H87ZM89 175H91V174H89ZM110 175L113 176L112 174H110ZM120 175H121V174H120ZM123 175H124V173H123ZM131 175H134V173H133V174H129V177L127 176V179H129ZM136 175H135V176H136ZM150 175L153 176V175L150 174V172H149V176H150ZM154 175H155V174H154ZM161 175H162V174H161ZM226 175H227V174H226ZM246 175H247V174H246ZM17 176H18V175H17ZM60 176H61V175H60ZM80 176H81V175H80ZM96 176H97V175H96ZM96 176H94V177H96ZM111 176H109V177H111ZM118 176H119V175H118ZM197 176H198V175H197ZM247 176H248V175H247ZM11 177H12V176H11ZM11 177L8 176V178H11ZM82 177L85 178V176H82ZM91 177H92V176H91ZM123 177L126 178L125 176H123ZM123 177H122V176H121L120 178L118 177V179H121V178L123 179ZM140 177H141V176H137L138 179H139ZM154 177H155V176H154ZM154 177H152V178H154ZM156 177H157V176H156ZM160 177H161V176H160ZM169 177H170V176H169ZM227 177H228V176H227ZM240 177H242V174H241ZM243 177H244V173H243ZM245 177H246V176H245ZM248 177H249V176H248ZM248 177H247V178H248ZM1 178H2V176L0 177V179H1ZM62 178H63V177H62ZM69 178H70V176H69ZM73 178H74V177H73ZM76 178H77V177H76ZM84 178H81V180L79 179V180H80L79 183H80L81 185H82L83 183H85V182H86V183H87V182L90 183V181H91L90 176H89V178L87 177V178H88L87 180H86V178H85V179H84ZM133 178H134V177H133ZM163 178H164V177H163ZM163 178L161 177L162 180H163ZM171 178H172V177H171ZM180 178H181V177H180ZM197 178H199V177H197ZM218 178H219V176H218ZM15 179H16V175L14 174V177H12V179H11V180L9 179V180H10V182L15 183V181H17V179H16V180H15ZM55 179H57V178H55ZM55 179H54V180H55ZM89 179H90V181H88ZM92 179H93V182H96V183H97V181H98L97 179H96V181H94L95 178H92ZM106 179H107V177H106ZM110 179H111V178H110ZM118 179H117V181H118ZM122 179L119 180V181H120L119 183L122 182ZM134 179H135V178H134ZM141 179L144 180V178H141ZM157 179H158V177H157ZM157 179L155 178V181H157ZM159 179H160V178H159ZM159 179H158V181H159ZM167 179H168V177H167ZM182 179H181V180H182ZM227 179H229V178H227ZM242 179H243V178H242ZM242 179H241L240 181H242ZM3 180H4V179H3ZM12 180H15V181H12ZM19 180H20V179H19ZM74 180H75V179H74ZM74 180H73V181H74ZM130 180H133V179L131 178ZM139 180H140V179H139ZM148 180H149V178H148ZM246 180H247V179H244L245 182H246ZM21 181H20V182H21ZM73 181H72V182H73ZM113 181H114V180H113ZM125 181H126V180H125ZM146 181H147V180H146ZM165 181H168V180L165 179ZM194 181H193V182H194ZM248 181H249V180H248ZM4 182H5V181H4ZM4 182H3V183H4ZM8 182H9V181H8ZM38 182H41V183L43 182V183H42V185H40L41 183L39 184ZM59 182H60V181H59ZM77 182H78V181H77ZM91 182H92V181H91ZM111 182H112V181H111ZM127 182H128V183L130 182V184H129L130 186L133 185V183L131 184V181H127ZM138 182H139V181H138ZM141 182H142V181H141ZM144 182H145V181H144ZM227 182H228V181H227ZM235 182H236V181H235ZM242 182H243V181H242ZM16 183H18V181H17ZM16 183H15V184H16ZM73 183H75V182H73ZM79 183H78V184H79ZM146 183H147V182H145L144 184H146ZM148 183H149V181H148ZM151 183H152V181H151ZM151 183H150V184H151ZM156 183H157V182H156ZM156 183H154V184H156ZM164 183H165V182H163V184H162V183H160V181H159V184L157 183V184L159 185V186H158V185H157V186H158L159 188H161V191H160L159 189H156V187H157L156 185H153V184H152V185L155 187L154 189L157 190V191H153V192H159V193H160V192H163V193L165 194V196H168V198L170 199V197H169V191H170L171 189H170V190H168V188L166 189V188L164 187ZM238 183H239V182H238ZM60 184H61V183H60ZM71 184H72V183H71ZM94 184H95V183H94ZM94 184L92 183V184H89V185H94ZM123 184L126 185L125 182H123ZM140 184H141V185H140ZM160 184H161V185H160ZM167 184H168V183H167ZM181 184H182V183H181ZM181 184H180V185H181ZM190 184H191V183H190ZM190 184H189V186H190ZM2 185H4V186H2ZM10 185H11V184H10ZM12 185H13V184H12ZM86 185H87V184H86ZM96 185H97V184H96ZM127 185H128V184H127ZM127 185H126V186H127ZM135 185H136V184H135ZM139 185L142 186L143 184H142V183H139ZM146 185H148V184H146ZM146 185H145V186H146ZM168 185H169V184H168ZM217 185H219V184H217ZM94 186H95V185H94ZM126 186H125V187H126ZM130 186H129V187H130ZM133 186H134V185H133ZM140 186H136V187H140ZM169 186H170V185H169ZM169 186H168V187H169ZM209 186H210V185H209ZM220 186H221V185H220ZM8 187H9V185H8L6 188H8ZM90 187H91V186H90ZM111 187H112V186H111ZM122 187H123V186H122ZM142 187H143V186H142ZM142 187H141V189H142ZM184 187H185V186H184ZM184 187H183V188H184ZM1 188H0V190H1ZM12 188H13V187H12ZM40 188H43V189H44V190L42 189V190L44 191V192L42 191L44 194L41 193L43 196H40V194L37 193V192L39 191ZM71 188H73V192H74V190H75V191L77 190V185L74 184L73 187H71ZM123 188H124V187H123ZM130 188H131V187H130ZM212 188H213V187H212ZM216 188H217V186H216ZM219 188H220V187H219ZM65 189H66V188H65ZM80 189H81V188H80ZM80 189H78V191H80ZM82 189H83V188H82ZM93 189H95V188H93ZM131 189H132V188H131ZM137 189H138V188H137ZM144 189H145V188H144ZM147 189L149 190V189H150V186H149L148 188L146 187L145 190H147ZM152 189H153V187H152ZM184 189H185V188H184ZM232 189H233V188H232ZM60 190H61V191H60ZM87 190H88V189H87ZM133 190H134V187H133ZM142 190H143V189H142ZM158 190H159V191H158ZM167 190H168V191H167ZM175 190H176V189H175ZM220 190H221V189H220ZM78 191H76V192H77L78 195H80V197H81V195H82L83 192L80 193L81 191H80V192H78ZM134 191H135V190H134ZM137 191H138V190H137ZM140 191H141V190H140ZM140 191H138V194L140 193ZM191 191H193V190H191ZM205 191H206V190H205ZM226 191H227V190H226ZM69 192H70V191H69ZM124 192H125V191H124ZM145 192H146V191H145ZM149 192H150V191H149ZM194 192H195V191H194ZM197 192H198V191H197ZM200 192H201V191H200ZM215 192H216V189H215ZM215 192H214V193H215ZM220 192H221V191H220ZM77 193L75 194L76 196H77ZM90 193H92V192H90ZM135 193H136V195H137V192H135ZM205 193H206V192H205ZM212 193H213V192H212ZM84 194H85V193H84ZM84 194H83L82 196H85ZM93 194H94V193H93ZM125 194H126V193H125ZM131 194L134 196V193H133V192H132ZM164 194H163V195H164ZM170 194H171V191H170ZM184 194H185V193H184ZM184 194H183V195H184ZM188 194H190L189 191L185 194V195L188 196V200H187V197H186V196H185L186 198H184V196H182L184 199L181 200V202L184 201L185 199H186V201L189 202V195H188ZM192 194H193V192H192ZM207 194H208V193H207ZM210 194H211V193H210ZM18 195H19V194H18ZM70 195H71V194H70ZM129 195H130V194H129ZM161 195H162V194H161ZM173 195H174V194H173ZM194 195H195V194H194ZM205 195H206V194H205ZM230 195H231V193H230ZM234 195H235V193H234ZM56 196H59V195H56ZM93 196H94V195H93ZM133 196H132V197H133ZM158 196H160V195H158ZM192 196H193V195H192ZM206 196H207V195H206ZM215 196H216V195H215ZM217 196H218V195H217ZM219 196H220V195H219ZM222 196H223V194H222ZM53 197H54V196H53ZM105 197H106V196H105ZM123 197H124V196H123ZM128 197H129V196H128ZM128 197H127V198H128ZM134 197L136 198V196H134ZM174 197H175V196H174ZM178 197H179V195H178ZM213 197H214V196H213ZM223 197H224V196H223ZM31 198H33V200H32ZM61 198H62V197H61ZM137 198H138V195H137ZM139 198H140V196H139ZM159 198H160V197H159ZM163 198H164V196H163ZM163 198H162V196H161L160 200H161V199L163 200ZM171 198H172V197H171ZM211 198H212V197H211ZM86 199H87V196H86ZM177 199H178V198H177ZM180 199H181V198H180ZM190 199L192 200L191 195H190ZM205 199H206V198H205ZM224 199H225V198H224ZM224 199H223V200H224ZM226 199H227V198H226ZM1 200H0V202H1ZM64 200H65V198H64ZM137 200H138V199H137ZM139 200H140V199H139ZM164 200L167 201V200H168L167 197H166ZM171 200H172V199H170V201L168 200L169 203L171 202ZM173 200H174V199H173ZM213 200H214V202H215V199H214V198H213ZM219 200H221L220 197H219ZM219 200H218V201H219ZM21 201H22V200H21ZM49 201H50V200H49ZM127 201H128V200H127ZM133 201H134V200H133ZM166 201H164V202H165V203H168V201H167V202H166ZM175 201H176V200H175ZM179 201H180V200H178V201H176V202L178 203ZM186 201H185L184 205H185V204L189 205V204L191 203V204H192L193 211H194L195 208H194V204L192 203V201H190L189 204H188V202L186 203ZM58 202H59V201H58ZM87 202H88V201H87ZM89 202H90V201H89ZM92 202H93V200H92ZM92 202H91V203H92ZM100 202H101V201H100ZM105 202H106V201H105ZM121 202H122V201H121ZM138 202H139V201H138ZM140 202H141V201H140ZM164 202H163V203H164ZM193 202H194V201H193ZM211 202H212V201H211ZM224 202H225V200H224ZM224 202H223V203H224ZM234 202H235V201H234ZM239 202H240V201H239ZM48 203H49V202H48ZM51 203L53 204V200H52V198H51V202H50V204H51ZM80 203H81V202H80ZM102 203H103V202H102ZM108 203H109V202L107 201V204H108ZM141 203H142V202H141ZM163 203L161 202V205H162ZM165 203H164V204H165ZM219 203L221 204V201H220ZM232 203H233V201H232ZM237 203H238V200H237ZM237 203H236V205H237ZM245 203H246V202H245ZM60 204H61V203H60ZM83 204H84V203H83ZM120 204L122 205V203H120ZM124 204H125V203H124ZM124 204H123V205H124ZM138 204H139V203H138ZM143 204H144V203H143ZM164 204L162 205V206L164 207V209H162V210L164 211V213H165V217H166V214H167V213L165 212V210H166V207H167L168 204L166 205V207H165ZM179 204H181V203L179 202ZM179 204H178V207L181 208V207L179 206ZM225 204H226V202H225ZM234 204H235V203H234ZM247 204H248V203H247ZM62 205H63V204H62ZM62 205H61V207H58V206L56 205V207H58V208H62V207H63ZM66 205H67V204H66ZM66 205H64V206H66ZM76 205H77V203H76ZM76 205H75V206H76ZM80 205H81V204H80ZM80 205L78 204V206H80ZM88 205H89V204H88ZM92 205H93V203H92ZM111 205H113V204L111 203ZM139 205H140V204H139ZM173 205H174V204H173ZM175 205H176V204H175ZM181 205H182V204H181ZM195 205H196V203H195ZM221 205H222V204H221ZM239 205H240V204H239ZM244 205H245V204H244ZM244 205H240V206L242 207V206H244ZM248 205H249V204H248ZM49 206H50V205H49ZM49 206H48V207H49ZM59 206H60V205H59ZM124 206H125V205H124ZM144 206H145V205H144ZM215 206H216V205H215ZM222 206H224V205H222ZM231 206H232V204H231ZM231 206H230V207H231ZM234 206H235V205H234ZM240 206H238V207H240ZM251 206H252V205H251ZM56 207H55V208H56ZM90 207H91V206H90ZM116 207H118V206H116ZM136 207H137V206H136ZM136 207H135V208H136ZM185 207H186V205H185ZM195 207H196L195 210L198 209V210L200 211V207H199V208H198L197 206H195ZM201 207H202V206H201ZM228 207H229V206H228ZM248 207H249V206H248ZM49 208H50V207H49ZM51 208H52V210H53V206H52ZM51 208H50V210H51ZM66 208H67V206L64 208L65 210L63 209V212H65V213L67 212V211H66ZM69 208H70V207H69ZM75 208H76V207H75ZM82 208H83V206H82ZM104 208H105V207H104ZM107 208H108V207H107ZM118 208H119V207H118ZM121 208H122V207H121ZM124 208H125V207H124ZM137 208H138V207H137ZM140 208H141V207H140ZM140 208H139V209H140ZM171 208H172V207H171ZM171 208H170V209H171ZM192 208L189 207V209H192ZM242 208H243V207H242ZM56 209H57V208H56ZM122 209H123V208H122ZM126 209H127V208H126ZM142 209H144V208H142ZM142 209H141V210H142ZM173 209H174V207H173ZM175 209H176V207H175ZM177 209H178V208H177ZM185 209H186V208H185ZM212 209H213V208H212ZM218 209H219V208H218ZM218 209H217V210H218ZM239 209H240V208H239ZM244 209H245V207H244ZM52 210L50 211L51 213H53ZM59 210H60V209H59ZM59 210H58V214L60 213ZM61 210H62V209H61ZM131 210H132V209H131ZM136 210H137V209H136ZM186 210H187V209H186ZM201 210H202V208H201ZM203 210H204V209H203ZM203 210H202V211H203ZM205 210H206V209H205ZM219 210H220V209H219ZM231 210H232V209H231ZM234 210H235V209H234ZM252 210H253V209H252ZM48 211H49V209H48ZM77 211H78V210H76V212H77ZM79 211H80V210H79ZM79 211H78V212H79ZM123 211H124V210H123ZM167 211H168V210H167ZM188 211H189V213H190V216L192 217L194 214L191 215V214H192L191 212H193V211H190V210H188ZM199 211H198V215H199ZM202 211H201V212H202ZM223 211H224V210H223ZM229 211H230V210H229ZM238 211H239V210H238ZM240 211H242V209H240ZM243 211H245V210H243ZM247 211H248V210H247ZM78 212H77V214H78ZM108 212H110V210H108ZM120 212H122V211H120ZM124 212H125V211H124ZM135 212H138V210L135 211ZM142 212H143V211H142ZM155 212H156V211H155ZM185 212H186V211H185ZM225 212H226V211H225ZM245 212H246V211H245ZM61 213H62V212H61ZM61 213H60V214H61ZM65 213H64V215H65ZM90 213H91V211H90ZM122 213H123V212H122ZM164 213H163V215H164ZM176 213H177V212H176ZM222 213H223V212H222ZM227 213H228V209H227ZM227 213H226L225 216L228 215ZM246 213H247V212H246ZM55 214H56V213H55ZM79 214H80V212H79ZM81 214H82V213H81ZM151 214H152V213H151ZM154 214H155V213H154ZM171 214H172V216L168 213L169 217H170V216H171V217H170V218H167V217H166L167 220H165V219L163 218V219L165 220V221L163 220L164 223H166V222L168 221V222L166 223L168 228H169L170 226L173 227V225H174L176 222H179V221H177L178 218H176V216H177L178 214L175 215V212H173V213L171 212ZM220 214H221V213H220ZM220 214H219V215H220ZM229 214H230V213H229ZM240 214H242V212H240ZM61 215H62V214H61ZM64 215H63V216H64ZM68 215L70 216V211H68ZM87 215H88V214H86V215L84 214V216H86V218H88ZM123 215H124V214H123ZM156 215H157V214H156ZM188 215H189V214H188ZM198 215H197V216H198ZM242 215L244 216V213H243ZM242 215H241V218H240V219H242ZM66 216H67V213H66V215H65V219H66ZM72 216H73V214H72ZM72 216L69 217V219H71V218L73 219ZM80 216H81V215H80ZM82 216H83V215H82ZM82 216H81L80 218H81V219H85V217L83 216V218H82ZM109 216H110V215H109ZM109 216H108V217H109ZM112 216H113V215H112ZM136 216H137V215H136ZM136 216H135V214H134V218H135ZM139 216H140V215H139ZM195 216H196V214H195ZM195 216H194V218H195ZM222 216H224V215H222ZM222 216H221V217H222ZM245 216H246V215H245ZM41 217H43V218L41 219ZM118 217H119V216H118ZM146 217H147V216H146ZM152 217H153V215H152ZM183 217H185V216L183 215ZM199 217H200V216H199ZM246 217H247V216H246ZM57 218H58V217H57ZM59 218H62V217L60 216ZM59 218H58V219H59ZM67 218H68V216H67ZM123 218H124V217H123ZM136 218H137V217H136ZM140 218H141V216H140ZM154 218H155V217H154ZM185 218H186V217H185ZM185 218H183V220H185ZM219 218H220V217H219ZM227 218H228V217H227ZM244 218H245V217H244ZM247 218H248V217H247ZM247 218H246V219H247ZM54 219H56V217H54ZM54 219H53V220H54ZM65 219H63V221H64ZM112 219H113V218H112ZM112 219H110V220L108 219L109 223L111 222ZM128 219H129V218H128ZM144 219H146V218H144ZM176 219H177V220H176ZM188 219H189V218L187 217V220H188ZM190 219H191V218H190ZM190 219H189V220H190ZM192 219H193V218H192ZM192 219H191V221H190L191 223H193V222L195 221V220L193 221ZM196 219H197V218H196ZM231 219H233V217H232ZM237 219H239V218H237ZM67 220H68V219H67ZM76 220H77V219H76ZM139 220H140V219H139ZM141 220H142V218H141ZM222 220H223V219H222ZM224 220H225V219H224ZM43 221L46 222L47 224L44 225V224H43ZM54 221H55V220H54ZM56 221L58 222V220H56ZM65 221H66V220H65ZM70 221H71V220H70ZM85 221H87V219L84 220V223H85ZM116 221H117V220H116ZM146 221H147V220H146ZM207 221H208V220H207ZM239 221H240V220H239ZM241 221H242V220H241ZM243 221H244V220H243ZM66 222H67V221H66ZM80 222L82 223V221H80ZM97 222H98V220H96V223H97ZM113 222H115L114 219H113ZM135 222H136V221H135ZM141 222H142V221H141ZM141 222H140V225H141ZM163 222H162V223H163ZM186 222H187V221H186ZM186 222H184V223H186ZM4 223H5V224H4ZM63 223H64V222H63ZM69 223H70V222H69ZM69 223H66V224H69ZM74 223H75V222H74ZM76 223H77V226H78V222H76ZM121 223H122V221H121ZM184 223H183V225H184ZM188 223H189V221H188ZM241 223H242V222H241ZM1 224H0V225H1ZM72 224H73V221H72ZM85 224H86V223H85ZM107 224H108V223H107ZM111 224H112V222H111ZM113 224H114V223H113ZM118 224H119V223H118ZM145 224H146V223H145ZM176 224H177V223H176ZM186 224H187V223H186ZM186 224H185V226L188 227V225H186ZM196 224H197V221H196ZM252 224H253V223H252ZM2 225L0 226V227L2 228V229L0 228L1 230H3V226H2ZM52 225H53V224H52ZM70 225H71V223H70ZM82 225H83V223H82ZM96 225H99V224L97 223ZM96 225H95V226H96ZM108 225H110V224H108ZM114 225H115V224H114ZM116 225H117V223H116ZM122 225H123V224H122ZM140 225H138L139 228H140ZM142 225H143V224H142ZM179 225H180V223H179ZM193 225H195V224L193 223ZM243 225H244V224H243ZM24 226H27L28 229L30 228V230H31V232H30L31 235H30V236H32V237H31V240H32V239H33V240H32V241H29L30 238H28V239L26 238V239H27L29 242H32V243H27V241H26L25 238H24L25 240L22 239V236H23V235H28V234H26V233H29V232L27 231V232H24L25 234L23 233V235H21V233H20V229H21L22 227H24ZM56 226H57V225H56V223H55V226H54V227H56ZM79 226H81V225H79ZM85 226H86V225H85ZM110 226H111V225H110ZM127 226H129V224H128ZM130 226H131V225H130ZM135 226H136V225H135ZM191 226H192V225H191ZM197 226H198V225H197ZM67 227H68V226H67ZM69 227H70V226H69ZM82 227H83V226H82ZM119 227L121 228L120 224H119L118 227L113 226L114 229L116 228V229H115L116 231H117V228H119ZM124 227H125V226H124ZM164 227H166L165 224H164ZM198 227H199V226H198ZM241 227H242V226H241ZM63 228L65 229L64 231H63ZM83 228L85 229V227H83ZM95 228H96V227H95ZM99 228H100V226L98 227V229H99ZM102 228H104V227H102ZM107 228H108V227H107ZM113 228L111 227L112 230H113ZM120 228H119V230H120ZM131 228H132V227H131ZM139 228H138L137 230H139ZM143 228H145V227H143ZM177 228H178V227H177ZM195 228H196V226H195ZM195 228H194V229H195ZM22 229H23V228H22ZM22 229H21V230H22ZM24 229L26 230V228H24ZM52 229H54V228H52ZM84 229H83V231H85ZM93 229H94V228H92V230H93ZM109 229H110V228H108V229H106V230H104V231H100V232H99V230H101V229H99V230L96 229V230L99 232L100 237H102V239H101V238L98 236V237H99V240H100V241L102 240V241H101L102 244H103V240H104V238H107L106 236H108L109 234H110V237H111L112 234L115 235L114 233H115L116 231H115V232H112V230H109ZM122 229H124V228L122 227ZM129 229H130V227L127 229V231H128ZM140 229H142V228H140ZM185 229H186V228H185ZM188 229H189V227H188ZM25 230H24V231H25ZM46 230L49 231L48 234H51L52 236H55V237L53 238V240H55L56 243H58V244L61 243V242L63 243V238H64V239H65L64 241H66V242L69 243L70 245L67 244V245L65 246V248H64V247H62V244H59V246H58V245H56V243L54 242L55 244H54V243H53V244H54V246L56 245L55 248H57V250H55L54 255H52L53 252L51 253V251L54 250L55 248H54V249H53V248H50V247H53V246L50 245L49 240L47 239L48 236L46 237V234H45V233H47ZM102 230H103V229H102ZM107 230H109V231H111V232L106 233L105 231H107ZM143 230H144V229H142V231L139 230V231H137V233H135V234H137V235H136V238H134V237L131 236V238H134V240H133V239H132V240L130 239V240H126V241H125V239L123 240L124 237H121V239L123 240L122 244H123L124 241H125V243H127V244H126V247L129 248V246H128V242H129V241H134V242H135V239H136V241H137V246L139 247L140 244L138 245V241H141V239H142V240H145V236H146V235H145L146 233H143L145 236L142 235V232H145V231H143ZM145 230H146V229H145ZM149 230H150V229H149ZM165 230H166V228H165ZM168 230H170V228H169ZM168 230H167V231H168ZM171 230H172V229H171ZM196 230H197V229H196ZM59 231H60V232H59ZM67 231H66V232H67ZM93 231H94V232H93ZM93 231H92V232L94 233V236H95V234L97 233V231H95V230H93ZM122 231H123V230H122ZM124 231H126V230H124ZM135 231H136V229L134 230V232H135ZM146 231L149 232L148 230H146ZM182 231H183V230H182ZM216 231H217V229H216ZM257 231H258V230H257ZM22 232H23V230H22ZM85 232H86V231H85ZM85 232H84V233H85ZM118 232L120 233V231H118ZM138 232H140L141 236H143L144 239H143V238H141V239L139 238L140 234L138 235ZM188 232H189V231H188ZM190 232H191V231H190ZM190 232H189V233H190ZM218 232H219V231H218ZM220 232H221V231H220ZM116 233H117V232H116ZM119 233H118V234H119ZM121 233H122V232H121ZM123 233H124V232H123ZM123 233H122V234H123ZM191 233H192V232H191ZM195 233H197V232H195ZM85 234H86V233H85ZM85 234H84V235H85ZM97 234H98V233H97ZM122 234H120V235L123 236ZM125 234H126V232H125ZM186 234H187V233H186ZM64 235H65V234H64ZM84 235H83V236H84ZM92 235H93V234H92ZM113 235H112V237H113ZM148 235H149V233H148ZM191 235H192V234H191ZM49 236H50V235H49ZM52 236H51V237H52ZM65 236H66V235H65ZM83 236H81V237H83ZM94 236H93V237H94ZM124 236H125V235H124ZM126 236H127V235H126ZM149 236H150V235H149ZM170 236H171V235H170ZM174 236H175V235H174ZM181 236H182V235H181ZM186 236H187V235H186ZM244 236H245V235H244ZM23 237H26V236H23ZM28 237H29V235H28ZM67 237H68V236H67ZM96 237H97V235H96ZM108 237H109V236H108ZM110 237H109V238H110ZM119 237H120V236L118 235L117 238H119ZM166 237H167V236H166ZM41 238H42V240H43V239H46V242H45V240H43L44 242H43V241L41 242V241H40ZM49 238H50V237H49ZM115 238H116V236H115ZM125 238H126V237H125ZM147 238H148V237H147ZM153 238H154V237H153ZM153 238H152V236H150V239H153ZM221 238H222V237H221ZM7 239H8V240H7ZM51 239H52V238H51ZM51 239H50V240H51ZM78 239H79V238H78ZM96 239H97V238H95V242H97ZM107 239H108V238H107ZM128 239H129V238H128ZM148 239H149V238H148ZM185 239H186V238H185ZM213 239H214V238H213ZM72 240H73V239H72ZM82 240H83V241H82ZM82 240H80L81 243L79 242V244H80L81 246H82V244L85 242L84 237L82 238ZM109 240H111V241L113 240L112 244H114V247H115V243H116V242H114L115 240H114V239H109ZM119 240H120V239H119ZM158 240H159V239H158ZM194 240H195V239H194ZM107 241H108V240H107ZM145 241H146V240H145ZM149 241H151V240H149ZM156 241H157V240H156ZM66 242L63 243V245L66 244ZM75 242L77 243L78 241L75 240ZM75 242H74V243H75ZM104 242H105V241H104ZM119 242H120V241H119ZM146 242H148V241H146ZM146 242H145V243H146ZM221 242H222V241H221ZM51 243H52V242H51ZM72 243H73V242H72ZM105 243H106V242H105ZM226 243H227V242H226ZM2 244H3V245H2ZM41 244H42V245H41ZM86 244H87V243L85 242V244L82 246V248H83L84 246L86 247ZM102 244H100V246H101ZM142 244H143V243H142ZM142 244H141L140 246H142ZM154 244H155V243H154ZM182 244H183V243H182ZM109 245H110V244H109ZM117 245H118V247L121 248V246H119V243H118ZM129 245L131 246L130 242H129ZM151 245H152V244H151ZM162 245H163V244H162ZM167 245H168V244H167ZM224 245H225V244H224ZM251 245H252V244H251ZM253 245H254V244H253ZM1 246H4V247L1 248ZM71 246H72V245H71ZM71 246H70V247H71ZM81 246H80V247H81ZM104 246H105V245H104ZM107 246H108V245H106L105 248H106ZM144 246H145V245L143 244V248H145ZM229 246H230V245H229ZM76 247H77V246H75V248H76ZM80 247L78 246L77 248H80ZM108 247H109V246H108ZM126 247H124V248H126ZM138 247H137V248H138ZM197 247H198V246H197ZM252 247H253V246H252ZM255 247H256V246H255ZM23 248L25 249L26 247L24 246ZM63 248H64V249H63ZM82 248H80V249H82ZM86 248H87V247H86ZM111 248H112V247H111ZM115 248H116V247H115ZM115 248H112V249L115 250ZM120 248H116V250L118 251ZM122 248H123V245H122ZM124 248H123V249H120V250H123V251H121V252H125V251L127 252L128 249L124 250ZM139 248H140V247H139ZM139 248H138V253L142 252V251L139 250ZM141 248H142V247H141ZM141 248H140V249H141ZM148 248H149V247H148ZM153 248H154V247H153ZM256 248H257V247H256ZM20 249H21L20 251L23 250L22 248H20ZM27 249H28V248H27ZM31 249H32V248H31ZM34 249H33V250H34ZM107 249H108V248H107ZM109 249H110V247H109ZM109 249H108V250H109ZM112 249H111V250H112ZM155 249H156V248H155ZM176 249H177V248H176ZM178 249H179V248H178ZM230 249H231V248H230ZM253 249H254V248H253ZM3 250H4V249H3ZM7 250H8V249L6 248V250L4 251V254H5V252L7 253ZM25 250H26V249H25ZM25 250H23V252H25ZM68 250H67V251H68ZM84 250H85V249H84ZM87 250H88V249H87ZM102 250H103V249H102ZM105 250H106V249H105ZM141 250H142V249H141ZM150 250H151V249H150ZM182 250H185V249H182ZM254 250L257 251V249H254ZM254 250H253V252H251V253H250V252H246V253H245V251L242 252V253H240V251H237V252H239V254H242V257H241L242 260H241V261H243V262H240V261H239L240 263H238V262L236 263V261H238V260H236V258H235V260H234V264H263L264 262H263V259H262L261 256L264 255V252H263V254L260 256V257H261V258H260V257L258 256L259 253H260V251H259V253H257V252H255ZM8 251H9V250H8ZM130 251H131V250H129V254H133V253H130ZM145 251H147V250H145ZM145 251L143 250V253H144ZM154 251H155V250H154ZM154 251H153V252H154ZM162 251H163V250H162ZM189 251H190V249L188 248V251L186 252V254H188ZM224 251H225V250H224ZM230 251H231V250H230ZM246 251H248V250H247V247H246ZM262 251H264V250H262ZM11 252H10V253H11ZM14 252H13V254L11 253L12 255H11L10 257H13V256H14V254H15ZM84 252L86 253V251H84ZM100 252H101V251H100ZM102 252H103V251H102ZM106 252H107V251H106ZM106 252H105V253H106ZM153 252H152V253H153ZM155 252H157V251H155ZM159 252L161 253V255H160L161 258H160V259H162V255H163L162 253H164V252H161V251H159ZM159 252H158V253H159ZM184 252H185V251H184ZM191 252H192V250H191ZM191 252L189 253V256H191ZM231 252H232V251H231ZM254 252L257 254V256H256V254H255V255L252 254V253H254ZM1 253H3V251H2ZM1 253H0V254H1ZM10 253H8V254L10 255ZM55 253L58 254V257L55 256ZM107 253H108V252H107ZM111 253H112V254H111ZM111 253H109V254H111L110 258L112 259V258H113L112 256H113V255L115 256L116 251H115V253L111 251ZM158 253H157V254H158ZM169 253H170V252H169ZM193 253H194V252H193ZM243 253H245V254H243ZM4 254H3V255H4ZM19 254H21L22 256H24L25 254L29 255L28 253H24V255H23V253H19ZM109 254H108V255H109ZM125 254L127 255L128 253H125ZM125 254H124V255H125ZM129 254H128V255H129ZM154 254H155V253H154ZM183 254H184V253H183ZM183 254H182V255H183ZM186 254L183 255V256L186 257ZM236 254H237V253H236ZM3 255H0V256L3 257V259H4V257H5V260H6L7 257H6L5 255H4V256H3ZM6 255H7V254H6ZM17 255H18V254H16V256H17ZM27 255H26V256H27ZM102 255H103V254H102ZM108 255H107V256H108ZM117 255H118V254H117ZM117 255H116V256H117ZM134 255H135V254H133V256H134ZM141 255H142V253H141ZM143 255H146V257H147V261H148L149 259L152 258V259H153V262H154L155 259L153 258V256H152V257H151V256L149 257V256H147V254H145V253H144ZM151 255H152V254H151ZM234 255H235V251H234ZM19 256H20V255H19ZM19 256H17V257H19ZM107 256H105V257H107ZM154 256H155V255H154ZM158 256H159V254H158ZM189 256H188V257H189ZM240 256H241V255H240ZM1 257H0V259H1ZM84 257H85V254H84ZM108 257H109V256H108ZM124 257H125V256H124ZM135 257H136L135 259H137V260L140 259V258L137 257V255H135ZM139 257H140V256H139ZM146 257H144V258L146 259ZM148 257H149V259H148ZM155 257H156V256H155ZM169 257H170V256H169ZM172 257H173V256H172ZM191 257H192V256H191ZM193 257H194V256H193ZM222 257H223V256H222ZM235 257H236V256H235ZM238 257H239V256L237 255V259H238ZM258 257H259V258H258ZM263 257H264V256H263ZM22 258H23V257H22ZM26 258H27V257H26ZM114 258H115V257H114ZM144 258L142 257V260H143ZM186 258H187V257H186ZM224 258H225V257H224ZM13 259H14V257L12 258V262H11V263H13ZM15 259H16V258H15ZM17 259H18V258H17ZM19 259H20V258H19ZM29 259H30V258H29ZM106 259H107V258H106ZM156 259L158 260V257H157ZM174 259H175V258H174ZM176 259H177V258H176ZM189 259H190V258H189ZM189 259H188V260H189ZM225 259H226V258H225ZM231 259H232V258H231ZM32 260H31V261H32ZM113 260H114V259H112V261H113ZM115 260H116V259H115ZM131 260H132V262H133L134 258L131 259ZM142 260H141V261H142ZM178 260H179V259H178ZM183 260H185V259L183 258ZM188 260H185L184 262L187 261V262L189 263ZM192 260H193V259H192ZM226 260H228V259H226ZM226 260H225V262H224V260H222V261L224 262V264H230V263H232V262L228 263V262H226ZM15 261H16V260H15ZM15 261H14V262H15ZM20 261H21V260H20ZM28 261H29V260L26 259V263H27ZM107 261H109V258H108ZM110 261H111V260H110ZM134 261H135V260H134ZM143 261H144V260H143ZM143 261H142V262H143ZM147 261H145L146 264H147ZM164 261H166V260H164ZM173 261H174V260H173ZM0 262H3V261L0 260ZM16 262H17V261H16ZM86 262H87V261H86ZM114 262H115V261H113V263H114ZM121 262H122V261H121ZM142 262H141V263H142ZM153 262H152V264H153ZM155 262H156V260H155ZM159 262H160V260H159ZM162 262H163V261H161L160 263L162 264ZM174 262H175V264L178 263V262H176V260H175ZM187 262H186L185 264H188ZM190 262H192V261H190ZM262 262H263V263H262ZM6 263H7V261H6ZM20 263H21V262H20ZM66 263H64V264H66ZM107 263H108V262H107ZM128 263H129V262H127V264H128ZM136 263H137V262H136ZM136 263H134V264H136ZM143 263H144V262H143ZM167 263H168V262H166V264H167ZM182 263H183V262H182ZM4 264H5V263H4ZM8 264H10V262H9ZM13 264H15V263H13ZM22 264H24L23 259H22ZM109 264H112V262H110ZM114 264H116V263H114ZM119 264H120V263H119ZM121 264H122V263H121ZM131 264H133V263H131ZM137 264H139V263H137ZM163 264H165V263L163 262ZM170 264H172V263L170 262ZM189 264H191V263H189Z\"/></svg>",
	"mask_w": 264,
	"mask_h": 264
}]
</instances>
